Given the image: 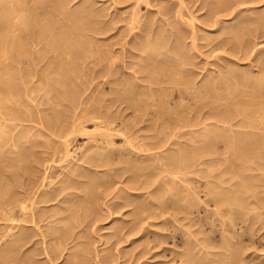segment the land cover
<instances>
[{"label":"rangeland","instance_id":"374dc122","mask_svg":"<svg viewBox=\"0 0 264 264\" xmlns=\"http://www.w3.org/2000/svg\"><path fill=\"white\" fill-rule=\"evenodd\" d=\"M8 1L9 0H3V1L0 0V2H1L0 4L3 7V8L0 7V9H1L0 15L2 18L3 17L5 18L7 16L10 17V18H8V17L7 18L12 20V22H14V23L17 21L18 22H17V25H14L15 28L13 26L9 27V31H8L7 27H5V29L10 33L13 31L12 33L14 34L15 38H18V36H19L18 40L20 39V41L23 42V46L22 45L21 46L23 47V49L24 48L26 49V50L24 49V51L22 50L23 53H25V55L22 53L23 55H21L22 56L21 59L31 58L32 59L31 64L33 66L30 65V62L28 64L27 61H22L23 63L21 62V63H19V65L13 64L12 62H10L12 65L11 64L8 66L6 65L7 67L16 65L15 67H12L13 72L15 74H17L15 71L18 70L17 72L19 74V72H21V70H22L21 73H23V69H25L24 70L25 74L22 75L20 73L19 75H16L18 77V79L20 78L22 81L24 80L23 82L20 81V79L17 80V77H13V79L15 78L14 79L15 81L14 80H12V81L16 82L15 84L18 87V93L17 92H16V94L12 93V96H11V94H6L4 91H0L3 93V94L0 93V112H1L0 113V137H1L0 138V160H1L0 166L5 165L4 167H0V172H1V168H2V171L3 170L5 171V172H2V174L0 173V176H1L0 177L1 178L0 193L3 191L4 187L8 190L11 188L13 190V188H15V186H12V185H14V184L16 185L15 181H17L18 183L22 182L26 178V175H27V178L31 177V174H30L31 167L30 166L28 167L27 163H29V159H31V157H33V154H34L33 152H36L35 150H38L40 146L41 147H40L39 151L43 150L44 149L43 147H45V145H47V144L52 145L53 147L55 145L56 148H60V150L58 149L59 150L58 151L59 157H56L54 160H51L48 158L46 160L47 162L42 161V162H40V164H39V162L37 163L38 169H40L39 174L41 176V177L37 178V180H38L37 182L39 185L38 190H40V189L41 190L42 189H45V190L50 189L51 190V189H54L56 187L58 188V186H59V190H58V192H56L58 195H54L50 199L47 198L46 199L47 202L40 201L39 202L40 204L42 202L41 205L40 204L38 205L37 203H35V204H36V206H40L39 209H41V211L45 210V212L44 211H42V212L46 213V215L49 214L50 212H52L55 209V207L57 209L58 207H61L63 205L62 211H65V210L66 211L62 212V213L65 214L66 220L68 218L67 222H69L66 224H71V222H70L71 217H73L72 218L73 222L75 220V222L77 221L79 223L82 220L81 223L78 224L79 230H78V228H74V230L78 231V233L81 232L80 233L81 236L77 235L78 237L80 236L79 238L81 240L77 237L75 240H78V242H79L78 243L74 239H73L74 241H72V237L68 236V238H67V240H65L64 244L61 245L63 247V249L60 250L61 253H59L57 259H54L52 261V263L53 264H65V262L69 263L72 260H75V258H71V257H73L72 256L73 251L78 252V250H80L77 257H76V260L79 261V263L77 262L78 264H192V263L195 264L193 260H196V258H197L196 262L198 260L200 261L199 264H201L202 262H203L202 264H231L230 262H232V264H264V159H263L264 157L263 158L262 157H253V158H248V159L243 158L242 160L241 159H236V160L226 159V160H224L223 158H225V155H228V152H224V154L222 153L219 156L216 155V153L214 154V152L213 153L211 152L212 154L210 153L211 155L209 154L208 157H210V159L217 157L216 159H214L217 162L214 160H212V161L206 160V162L197 164V166H196L197 168H195L194 171H190V172L188 171L185 173L187 175V177L188 176L193 177V180L188 181V183L193 182V184H194L193 187L195 185L199 184L198 186L194 187L195 191L197 192V193H195L194 196H196V194H198L197 195L198 197L195 198L193 196L192 199H195L196 202L201 201V199H203L201 202H198V204L196 205V208L195 209L193 208V211L190 213H187V215L180 212L183 216H186V218L185 217H184V219L182 218L183 220L182 219L181 220L175 219L176 221H179V222H176L174 219H171V217H169V212H170V216L172 213V215H174V216L176 215L175 216L176 218L178 216H182L181 214H177V213H179L178 210L171 209L172 207H169V208H167L168 210L162 212V214L159 216V218L157 216L156 217L148 216L149 214L147 215V217L144 216V215H146L145 212L147 210L148 211L149 210H156V208L154 206H152L151 203H150L151 204L150 205L148 201H146V202L144 201V200H146V197L149 198L148 197L149 194L153 195V193H154L155 197L159 196V197H157L158 200L161 198V201H163L162 199L165 198V196H166L165 199H168L167 193H169V192L167 191V188L168 189H169V187L171 188V185L167 186V188H166V186L164 187V184H163L164 181L167 180L166 178L169 177L168 175H171V174H168V173L166 174V171H164L163 168H161L158 165H153L152 164L153 162L151 160L152 156H154V155L158 156L160 154V152H158V151L162 152L161 155H164V153L166 155L167 154L170 155V153L172 151L167 150L168 153H166V150H165L166 147L174 148V146H175V149H176V146L178 147V146H181L182 144H183V146L178 147V148H183L184 146L186 147V144L183 143V141L186 142L188 139L189 140L194 139V136H196L195 138H198L200 136V133H203V131L204 132L212 131L213 129L216 128L214 125L216 122V119L213 118L214 116L216 117V114L215 113L214 114L209 113V116H208L207 115L208 113L206 112L207 107H203L204 109H202V108L200 109L202 113L200 112V110L196 111L197 112V115L195 113L196 116H193L194 114H192L190 112L185 113V109L187 108V107H185L186 105L190 106V108H192L194 106L193 100L195 98H196L195 101L196 100L199 101V100L197 99V96H195V98H194V96H193V98L191 96V98L193 99L192 100L190 98H186V96H181L179 93H177V91L175 89L177 88V86H180V83L177 85V84H174V82L169 84V82L163 81V83L161 82L162 84L160 83V85L158 83H157L158 85L157 84L156 85L150 84V86H152V87L160 86V89L158 88L157 90L156 89L153 90L152 87L150 88L148 86V82L146 81L145 78L143 79L141 77L140 78L136 77V76H139L141 74L144 75L146 73L147 74L149 73V74H152L153 76H155L156 73L158 75V73H160V72H161V74L159 75V77H161L163 72L166 71V73H167L169 71L167 69H171L170 71L171 72L173 71V73H174L175 72V68L173 67L174 64L172 63V66H171V64H170L171 60L167 61V57H169V55H171L173 57L177 55L176 57H179V59L185 60V62L188 63V64L187 63L185 64V68L186 67L189 68V73H188V75H186L184 77L185 78L188 77L189 80L193 79V80L189 81L192 88L190 86L186 90L192 89L191 91L194 94L193 90L196 88L195 90L198 91L197 94L199 96V95L203 94V93H201L202 92L201 90L202 89L204 90V87L211 86L212 84H213L212 86H215L214 88H216L215 89L216 91H214L210 97L209 96L206 97V99L208 98L207 100H208L210 106L214 107V108L212 107L213 108L212 110H214L213 112H215L218 108H220L219 110H222L223 107L225 105H228V104H230V105L233 104L232 107L233 106H234V108L237 107L236 109H238L239 107H241V108L245 107V106H243V104L240 103L242 98L247 97V95H245L244 93L247 91L246 93L250 94L251 93L250 91L253 92V90H256V88H255L256 86L254 85V82L257 80H262L264 78V71H263L264 70V26H263L264 25V0H255V2H254V0H236V1L232 0V2L236 3V5L233 4L231 2V0H221V1L220 0L219 1L218 0H68V1L64 0L61 2V3H65L64 5L61 4L62 5L61 8L64 9V11L61 9L62 10L61 13H59V14L54 13V14H57V16L54 14H53L54 15L53 16L50 13V12L53 13V10L52 11L49 10V6L46 5L45 0H33V1L32 0H26V1L25 0H15V1L10 0L9 2ZM13 2H14V4H13ZM34 2H35V4H34ZM6 3H7L8 8L6 7ZM8 3L11 4L13 7L10 6ZM218 3H219V6H218ZM29 4H30V7H28ZM216 4H217V6L215 7ZM32 5L34 7H32ZM220 6L222 8V9L220 8L221 10L218 8ZM45 7H46V9H45ZM86 7H88V8H86ZM5 8H7V9H5ZM69 9H70V11H69ZM73 9H74V11H73ZM75 9H76V11H75ZM81 9L82 10L87 9L88 15H85V17H84V14L80 13L82 11ZM214 9H215V11H214ZM35 10H37V11H35ZM65 10H67L68 13ZM179 10H181L182 12H180ZM10 11H12V12L14 11L13 14H15V15H13ZM17 11L18 12L20 11V12L18 13ZM89 11H91V14H89L90 13ZM247 12H248V14H247ZM131 13H132V15H131ZM50 14L52 15V17ZM85 14H87V13H85ZM93 14H94V16H92ZM45 16H46V18H45ZM69 16H70V18H69ZM77 16H78V18H77ZM21 17H23V18H21ZM48 17H51V19H52V23L50 22V24H47L48 23L47 22ZM81 17L83 18V21H81L82 20ZM13 18L16 19L17 21H15ZM90 18L92 19V21ZM259 18H260V20H258ZM21 19H22V21H21ZM27 19H29L30 22H28L29 20H27ZM75 19H78V20L76 21ZM23 20H25V21H23ZM89 20H90V22H89ZM252 20H254V22H250ZM31 21H33V22H31ZM212 21H213V23H210ZM54 22H55V24H54ZM62 22H63V24H62ZM181 22H183V23H181ZM203 22H205L206 24ZM258 22H260V24H258ZM84 23L86 24V27H85ZM261 23H262V25H261ZM40 24H43V25L41 26ZM77 24H78V26H77ZM80 24H82L84 26V28L82 25H81L82 27H79ZM94 24H95V26H94ZM21 25H24V26H21ZM49 25H51V26H49ZM179 25H181L182 27ZM240 25L241 26L244 25V26L241 27ZM258 25H259V27L256 28V26H258ZM184 26H187V27H184ZM239 26L241 27V29ZM13 28H14V30L15 29L16 30L14 31ZM71 28L74 30H72ZM79 28H81V29H79ZM260 28H262V29H260ZM32 29L34 32L32 31ZM238 29H239V31H236ZM23 30H25V31H23ZM28 30H30V31H28ZM49 30H51V31H49ZM57 30H58V32H57ZM97 30H99V31L97 32ZM252 30H254V33ZM35 31H37V33H35ZM241 31H242V33H241ZM76 32H77V34H76ZM33 33H35L37 36ZM42 33L45 35H43ZM234 33L238 36L239 39L237 37H235L236 35ZM56 35H58V36H56ZM61 35L63 36V39L61 38ZM80 35H82V36H80ZM34 36H35V38H34ZM67 36H69V37H67ZM49 37H51V38H49ZM71 37L73 39H71ZM192 37H193V40H192ZM229 37H230V39H229ZM244 37H246V38L243 39ZM151 38L152 39L154 38L153 41ZM234 38H236V39H234ZM41 39H43V40H41ZM148 39L150 40V42L155 44V45H153L154 48H151L152 43H150ZM32 41H34V42L32 43ZM55 41H57V42H55ZM236 41L239 43H241V41L242 42L246 41L247 44L245 42V43H242L238 46L239 43L236 44ZM22 42H21V44H22ZM64 42H66V43H64ZM234 42H235V44H234ZM53 44H55V45H53ZM65 44H66V46H65ZM75 44H77L78 46ZM245 44L249 45V47L247 46V49L248 50L250 49V51L246 50V46L243 47ZM86 45H88V46H86ZM241 45H242V47H241L242 51L240 50ZM251 45H253V47ZM54 46H55V48H54ZM83 46L85 48L84 50L82 48ZM34 47L36 49H34ZM65 47H66V49H65ZM155 47H157L159 52H157L158 50ZM46 48L49 50H47ZM150 48L152 49V51L150 50ZM243 48H245V49H243ZM77 49H78V52H77ZM93 49H95V50L93 51ZM153 49H155V50H153ZM66 50L69 51V54H68V52H66ZM145 50H146V52H145L146 54H149V52H150L149 57L152 58L153 62H156L157 64L158 63L161 64V62L163 61L161 64V65H163L161 68L163 70V72L160 71L161 70L160 68H158L159 70L157 69L160 72L156 71V69H152L150 71L151 73L147 72L146 70H144V71L139 70L140 65L143 64L145 62V60H148V59H146V57L148 58V56L144 53ZM244 50H246L248 52L245 53L246 51H244ZM133 51H135V52H133ZM27 52H28V54H27ZM57 52H58V54H57ZM100 52L102 53V55ZM173 52H175V53H173ZM87 53H89V54H87ZM151 53H152V55H151ZM182 53H183V55H182ZM48 54L50 55V57ZM155 54H156V56H155ZM4 55L5 54L0 53V57L2 59L6 56V55L5 56ZM29 55H31V56H29ZM38 55L41 57L43 55V58L39 57ZM144 55H146V57ZM89 57H90V59H89ZM37 58H38V60H37ZM156 58H158V59H156ZM111 59H113V60H111ZM65 60H66V62H65ZM90 60H91V62L95 61L94 62L95 64H97L96 62L98 61L99 64L92 65ZM158 60H159V62H157ZM68 61H70V62H68ZM72 61L74 63H72ZM111 61H112V63H111ZM50 62L52 63V65H50L51 64ZM164 62H165V64H164ZM24 63L26 64V66ZM48 63H49V65H48ZM60 63H62V64H60ZM68 63H69V65L71 63V65L73 64L74 66L73 65L68 66ZM36 64H37V68L35 67ZM42 64H43V66L45 65L44 67H46V68L48 67L47 73H46V68H43ZM62 65H63V67L65 65H67L65 67L67 69L69 67V70H67L65 67L63 70ZM6 66H5V68H7ZM19 66H20V68L21 67L22 68L19 69ZM50 66H52V68L54 66V68L57 69V71L55 69H51ZM58 66L60 69L58 68ZM85 66H87V67H85ZM27 67L29 69L31 68L34 71V73L32 72L34 75L33 74L28 75L25 72V71L29 70ZM79 67L81 68V70ZM98 67L100 69H102V72H100V73H103L104 71L107 72V73H104V75H103V76H106V74H107L106 77H103V76H97L96 77L95 75L92 74V73H95L93 71L97 70ZM85 68H87V69H85ZM91 68H92V70H91ZM93 68H95V69H93ZM115 68H117V69H115ZM40 69L45 70L46 74H48V73L50 74L52 80L50 79V81H48L50 83L47 82L49 85L46 84V82L44 85L42 84L44 82L39 77H42V74H45V73H43L44 71H41ZM49 69H50V72H49ZM58 69L62 73L60 71H58ZM70 69H72L73 71L76 69L77 70L74 71L75 73L73 71L70 73L69 72V71H71ZM39 70H40V73L38 72ZM112 70L114 71V73ZM115 71H117V72H115ZM65 73L67 74V77H66ZM80 73H84L83 76L86 75V76H84V78L88 79L87 80L88 82L82 78L83 76H81L82 74H80ZM231 73H233L234 76H232ZM262 73H263V75H262ZM61 74H63V75H61ZM78 74H79V76H78ZM109 74H111V75L113 74L114 76L112 75V77H111V75H109ZM124 74H126L127 76ZM190 74L193 76H191ZM21 75L24 77L21 78L20 77ZM55 75L59 79L60 83H59V81L58 82L55 81L57 79L55 77ZM76 75L79 77L80 81L78 80V77ZM178 75L179 74H175L176 78H178L177 80H180L182 78L184 79V77L178 76ZM252 76H253V78L250 79V77H252ZM107 77L110 79L111 78L113 79L114 77H115V79L116 78L119 79L122 82V83H120V84H122L121 87L118 86V89L114 90L112 92L111 90L114 89L113 86L115 84H113V83L109 84V82H107V81L105 82V79H107ZM259 77L260 78L263 77V78L258 79ZM121 78H122V80H121ZM206 78H208V79H206ZM222 78L225 79V81H224L225 86H223L224 84H221L222 86L220 84H218L220 86L217 87L216 86L217 81L222 80ZM228 78H230L229 81H228ZM99 79L101 80V83H100ZM204 80H205V82H204ZM207 80H208V82H207ZM62 81H64V82H62ZM85 81L88 83V85L86 84ZM78 82H82V83L78 84ZM66 83H67V85H66ZM201 83L203 85L205 84V86L202 87L203 85ZM206 83H208V84H206ZM209 83H210V85H209ZM20 84H21L22 88L20 87ZM51 84L54 87H52ZM62 84L64 86L66 85L65 87L67 89H65ZM165 84H166V87L168 88V89L166 88L167 91L165 89H163V90L161 89L162 86L165 87ZM200 84H201V86H200ZM1 85L2 84H0V86ZM130 85L132 87H130ZM146 85L148 86V88L146 87ZM169 85L172 87H169ZM173 85L175 86L174 87L175 89H172ZM62 86H63V88H60ZM84 86L85 87L87 86L88 88L87 87L85 88ZM23 87L27 89V92L25 91L26 95L24 93V90H26V89H23ZM41 87H43V88H41ZM44 87H45V89H44ZM139 87H141V89H139ZM144 87H146V89ZM246 87H248V88L246 89ZM50 88L51 89L53 88L55 91L53 89L51 90ZM133 88H134V90H133ZM169 88H171V89H169ZM225 88L228 90L226 91ZM234 88H236L237 90ZM75 89H77V91ZM135 89L138 92H136ZM150 89L152 90L151 92H150ZM199 90L201 91L200 94H199ZM123 91H125V92H123ZM53 92L56 94H53ZM60 92H61V94H63V93L70 94L71 93L70 95L72 96V98L74 100H76L78 97L80 100H82L83 97H86V96L88 97V95L89 96L94 95L95 97H97L98 99L95 98L94 96H93L94 98L92 97L93 99L98 100V101L95 100V102L97 101L96 104L93 102L94 101L93 99H90L89 101L82 102V104L78 105L74 110L76 112H79V113L81 112L82 114H84L85 111L87 110V108L90 107V105H91L90 103H92L93 104L92 107H94V108L96 107L97 111H101V113H103V112L105 113V114L103 113L104 116H106V114L112 115V116L109 115V116H111V119L113 118V124H112L113 126L112 127L118 131H116V130L114 131V129L112 128L111 133L114 135H112V136L110 135L109 136L110 138L108 137L107 140L104 141L103 143H100L98 145L93 146L90 144L93 141L92 136L97 132V130L101 129V126H103V125H100V127H98V124L96 123L95 120L94 121L93 120L92 121L91 120H85V122L82 123L80 128L84 129L83 127H85V131L87 130L86 132L90 131L89 134L85 133V134L77 135L72 141L71 140L67 141L68 143H67L66 147L61 142H58V144H57V140H59L60 138H57L55 135H53V134L49 133L47 130L43 129L40 122L43 121L44 123H49L52 121V119L55 117L54 111L57 109L56 105L58 106V108L60 107L59 109H57L58 112H59V110L65 111L66 107L61 106V105L59 106L57 103V99H56L57 96L56 95L59 96ZM109 92H111V93H109ZM156 92H158L159 95ZM161 92L163 94H161ZM165 92H167V93H165ZM169 92H171V93L169 94ZM240 92H242V93H240ZM4 93L6 94V96ZM80 93H82V94L80 95ZM118 93L120 95H125V94L128 95V93H130L129 96H131V99H132L131 102L132 103L134 102L135 104L137 103L136 106L141 107V108H142V105L145 104L143 106L142 110H144V111L146 110V111L145 112L142 111L141 108H139V111L134 110V109L132 110V108H129V107H127L128 109L125 110L124 109V108H126V106H124L125 102H123L122 104L119 103V101H118V103L115 101H114L115 103H111L109 101V99H106L111 95H119ZM132 93L136 99L132 96ZM72 94L75 95L76 99H75V97H73L74 95H72ZM136 94H137V96H136ZM148 94H151V95L149 96ZM45 95H47V96H45ZM241 95H244V97ZM161 96H162V98H161ZM53 97H55V98H53ZM145 97H146V99H145ZM158 97H159V100H158ZM4 99H7V100L5 101ZM160 99H163V100H160ZM166 99L167 100L169 99L168 102ZM201 99H202V97H201ZM217 99H219V100L216 101ZM19 100H20V102H19ZM143 100H144V104H142ZM221 100H224V102ZM238 100H240V101H238ZM253 100L254 99H252V103H258V100H261V97H260V99L256 98L255 99L256 101L254 100L255 102H253ZM150 101L151 102L153 101V102L151 103ZM145 102H147V103H145ZM238 102H239L240 106L238 105ZM55 103H57V104L55 105ZM235 103H237V104H235ZM259 103H262V102H259ZM12 104H13V106H12ZM16 104H18V105H16ZM52 105H54V106H52ZM139 105H141V106H139ZM178 105H179V107H178ZM182 105H183V107H182ZM244 105H246V104H244ZM259 105H261V104H259ZM4 106H5V108H4ZM153 107L155 108V110ZM159 108H160V111H159ZM179 108L181 110L183 108H185V109H183L181 111ZM234 108H232V109H234ZM18 109H20L21 111ZM151 110L152 111L154 110L158 113L161 112L162 115L160 114L161 116L158 117V118L161 117L160 119L157 118L158 121L154 120L156 116H153ZM204 110L206 112L205 116H204L205 112H203ZM52 112H54V113H52ZM4 113H6L7 115ZM165 113H170V114L174 113L172 115L177 114L176 116H183L186 114L188 115V113H189L188 116H192V118H193V119H191L192 122L198 124L197 121H199L200 118L204 119V121H203V124L201 122L199 123L200 125L198 124L201 127H199L197 124L191 125V126H183V125H180V123H174V122H172L173 124L172 123L167 124L169 122V120H166L167 121L166 123L164 121H165V118H167V117L169 118V116H168V114L166 115ZM48 114H50V116ZM210 114H212V115H210ZM45 115L48 117H46ZM51 115L53 118H49V117H51ZM162 116L164 118H162ZM206 116H208V117H206ZM67 120H69V119L67 118ZM205 122H207V123H205ZM95 123H96V125H95ZM157 123H158V125H157ZM204 123H205V125H204ZM216 123H218V122H216ZM212 125H214V126H212ZM178 127L181 129L180 131H184V130L188 129V134L187 133H185L184 135L182 134L184 137L181 134H178L179 133ZM236 127H238V126H234V128H236ZM161 128H162V130H160ZM164 128H165V132H164ZM170 128L174 129L175 133L178 135L174 134L171 131L172 129L170 130ZM189 129H190V131H189ZM191 129H193V130H191ZM156 130L158 131V133L156 132ZM2 131L4 133H2ZM122 131H123V134H122ZM162 131L164 132L163 133L164 135L162 134ZM166 131H169V132H166ZM91 132H92V134H90ZM169 133H170V135H172V134L173 135L168 136V140H167L166 144H164L165 147L164 146L157 147V148H154L150 151H145L143 149L147 143L156 140L158 135H159V137H162L165 135H169ZM3 135H4V137H3ZM174 135H176V136L174 137ZM197 135H199V136H197ZM20 136H23V138H21ZM12 137L14 139L15 138H17V139L14 140ZM96 137H98V136H96ZM151 137H153V138H151ZM173 138H174V140H176L175 143L178 140L180 145L178 144V142L175 145V143L172 140ZM199 138H201V137H199ZM12 139L15 143L12 141ZM55 140H56V143H55ZM169 140H170V142H172L171 145H173V146L169 145L170 144ZM20 141L22 144L19 143ZM59 141H61V139ZM32 142H33V144H31ZM40 143H41V145H40ZM25 144L26 145L29 144V146L35 145L36 146L35 150L33 148V151H32L31 147H33V146L28 147V145L25 146ZM167 144H168V146H166ZM15 146H19V147H15ZM127 146L129 148H127ZM14 147L17 149H15ZM22 147H25V148L28 147V149L23 150ZM10 149L13 152L15 149L17 152H15L13 155V152L11 153ZM128 149H129V151H127ZM107 150H108V152H107ZM141 150H143L144 152ZM24 151L27 154H25ZM28 151H30V152H28ZM31 151L33 154H31ZM100 151H104L103 152L104 154H102V152H100ZM126 151L128 153H126ZM133 151L134 152L137 151V152L133 153ZM152 151H154V152L157 151V152H155V153L153 152L154 155L151 156V154H153ZM121 152H122V154H121ZM148 152H149V154L151 152L150 158H149V156H146V155H148V154H146ZM18 153H19V155H18ZM20 153L22 154V157L20 156L21 155ZM39 153H41V152H39ZM105 153H106V155H105ZM156 153H158V154H156ZM2 154L4 155V157L2 156L3 159L1 158ZM16 154L18 157L16 156ZM136 154H139V155H136ZM5 155H7V156H5ZM88 155H89V157H91V155L93 157H95V159L93 157H91L92 158V160L90 159L91 163L90 162L87 163L86 161L85 162L83 161V160H85L84 158H86V156H88ZM104 155L106 157H104ZM222 155H224V156H222ZM19 157H21L22 161ZM144 157H146V158H144ZM219 157H223V158H221V161H220V159H218ZM4 158H6V160ZM96 158L100 161V163H99L100 166L98 164L99 161L95 162ZM108 158H109V160H108ZM93 159H94V161H93ZM125 159H127V160H125ZM152 159L154 162H157V161H155V159L157 160L158 158L153 157ZM3 160H4V162H2ZM11 160H14V161H11ZM15 160L16 161L19 160L20 163L17 161L19 163V164H17ZM124 160L127 163H125ZM146 160H148V161L150 160V161L146 162ZM23 161L26 162L27 166L25 163H23ZM141 161H143V163ZM7 162L9 163V166H8ZM93 162L96 165H94ZM145 162H146V164L144 165ZM2 163H4V165H1ZM5 163H7V165ZM23 164H25V165H23ZM10 165H11V167H10ZM17 165L18 166L20 165L21 167L23 165L22 171H21V169L19 170ZM6 166H8V167L5 168ZM161 166L164 167V165H161ZM245 166H247V167H245ZM83 167H85V168H83ZM110 167H111V169H110ZM120 167H123V168H120ZM144 167H146V168H144ZM29 168H30V171H29ZM72 168H73V170L74 169L75 170L77 169V170L72 171ZM6 169H8L13 174V176H15V174L17 173L16 177H15L17 179L14 180L13 176L7 177V178L2 176V175H5V173L10 174L9 171H8L9 173L6 172L7 171ZM17 169L19 171H17ZM24 169H25V172L27 170V174L25 172H23ZM22 172L25 173L26 175L23 174V175H21L22 176L21 177L20 174H22ZM136 172H138V173H136ZM149 172H150V174H149ZM18 173H20V174H18ZM87 173L89 175H87ZM135 173H136V175L141 173L140 177L138 175L136 176ZM199 173L205 175L204 178H202L203 175L201 177V175ZM90 174H92V175H90ZM142 174H144V175H142ZM147 174H148L149 178L148 177L143 178ZM177 174L181 175L183 177H185V176H184V173H181V174L176 173L174 175V177L176 179H173L174 178L173 177L172 180L179 183L181 181L180 179H182V178H181V176L177 177L178 176ZM24 175H25V178H23ZM43 175L45 176V178L41 182ZM171 176H173V175H171ZM242 176L245 178H243ZM2 177L5 178V180L3 179V182H2ZM137 177H138V179L139 178L140 179L139 180L135 179L134 181H131V178L133 179V178H137ZM198 177L199 178L201 177L203 179V184L201 183L202 185L198 181H197L198 183H194V181L196 182V179H199ZM212 177H213V179H212ZM12 178H13V180H12ZM18 178H19V181H18ZM69 178L70 179L72 178L73 180H71V182H70ZM74 178H75V180H74ZM201 178H200V180L202 182ZM224 178L225 179L232 178L233 181H231V179H229L230 180L229 183L237 180V185L235 183L233 185V184H229L228 182H225V183L221 182V181L225 180ZM80 179L82 180V182L80 181ZM141 179L143 182H145L144 179H147L146 180L147 181L146 187H143V188L137 187L138 184H139L138 186L143 185V184L140 185V183H142ZM149 179L150 180L152 179V180L150 181ZM170 179H171V177H170ZM177 179H179V180H177ZM207 179L209 181L211 180L210 183L208 182ZM6 180H7V182H6ZM63 180H65V181H63ZM148 180H149V183H148ZM161 180H163V181H161ZM204 180H206L205 181L206 183L208 182L206 185H205ZM67 181L70 183V185H71V186L69 185L70 187L68 185H66V184H69ZM73 181H74V183H73ZM100 181H102V182H100ZM129 181L135 182V184L137 183V181H141V182H138L136 185L134 184L136 186V188H135L133 183H131ZM39 182H41V183H39ZM64 182H65V184H64ZM219 182L223 188L222 192L227 191V192H229L228 194L231 195L232 197H233V195H235L233 197L234 201H235V198H238L241 195L240 198L236 199L237 203L236 202L234 203V207L235 208L237 207L238 209H240L237 211H240L241 213L238 212L239 216L237 218H234L235 220L232 219L233 220L232 221L230 219L231 221L229 224H227L229 221L228 215L225 213H223V214L220 213L219 214L220 216H218V213H217L218 208L215 207L216 205L214 206V203H212L211 200H207L208 194L205 193V191L209 187L211 188L214 184L216 185V187L214 185L211 189L215 188L214 191L216 189L220 191V189H218L219 186H217L218 185L217 183H219ZM11 183H12V185H11ZM78 183H79V185H78ZM107 183H108V185H107ZM150 183H153V184H150ZM72 184H74V189H73ZM179 184L176 188L179 187ZM7 185H10L11 188H9ZM88 185H89V187H88ZM190 185H192V184H190ZM248 185H250V186L247 187ZM66 186H68V187H66ZM174 186L175 185H173V187ZM234 186H235V188H234ZM162 187L166 189V190L163 189V191L166 193H164L162 191ZM228 188H229V190H228ZM6 189H4V190H6ZM211 189H208V190L212 191ZM197 190H199V191H197ZM92 191L93 192L95 191V192L93 193ZM160 191L163 192L164 195ZM141 192H145V193H141ZM233 192H235V193L233 194ZM87 193H89L92 197L91 196L89 197V194H87ZM138 193H141L142 195L144 194L143 197L140 196L141 194L139 195ZM82 195H83V197L84 196L85 197L83 198ZM125 195L128 196L127 198L125 197L126 199L123 198ZM160 195L161 196L163 195V196L161 197ZM206 195H207V197H206ZM236 195H238V196H236ZM87 196L89 197V199H87L88 198ZM65 199H66V202L64 201ZM73 199L75 200V202ZM122 199H125V201L123 202ZM240 199H241V201H240ZM137 200H139V201H137ZM140 200H142V201H140ZM85 201H87V202L85 203ZM116 201H120L122 204H119L120 202L116 203ZM238 201H240V204H238L239 203ZM131 202L132 203L134 202V203L132 204ZM67 203H68V205H67ZM123 203H125V205H123ZM199 203H200V205H199ZM35 204H34V206H35ZM93 204L95 206H93ZM64 205H66V207ZM239 205H240V207H239ZM64 207L66 208L65 210H64ZM70 207H72V208H70ZM112 207H113V209H112ZM241 207H242V209H244V212L241 209ZM109 208L111 209L110 212H108L110 210ZM116 208L117 209L120 208V209H118L116 211ZM72 209H74V210H72ZM69 210H70V212H68ZM113 210H114V212H112ZM172 210H174V211H172ZM73 211H75V212L77 211L76 212L78 214L77 219H75L77 215ZM71 213L72 214L74 213L75 215L74 214L72 215ZM101 213H102V215H101ZM68 214H70V215H68ZM99 214H100V216H105V218L103 217V219H102V217L96 216ZM241 214H242V216H240ZM190 215H192V216H190ZM221 215H222V218H221ZM226 215L228 218H224ZM61 216H63V214H61ZM142 216H144V220L142 219L143 221L141 220ZM19 217L20 216H18V218ZM79 217H80V219H79ZM85 217L87 219H89L90 223H87L88 220L86 221ZM98 217L101 218V220ZM150 217H153V219ZM166 217H168V220L166 219ZM190 217H191V219H187ZM198 217L205 219L206 222H204V221L199 222L196 219ZM63 218H64V216H63ZM63 218L60 217L57 219L58 221L60 219H62V221L60 220L61 223H59V222L54 223L55 221H57L56 219L51 220V222L49 219H47L46 223H45V221H43V222L40 221L41 223L40 222L36 223L37 226L32 225L31 228H33V229L32 230L29 229V233H33L32 239L33 238H34L33 240L37 239V242H35V241L33 242V240H32L33 243L30 242L31 244L30 243L27 244V245L30 244L29 248L26 250L27 252L26 251L22 252V253L19 252V253H17V256L19 258H21V256L26 258L27 257L26 254H28V256H29V254L34 255L33 258L35 257L37 259V261H35V263L37 262V263L42 264V261H43V264H47V263H45L44 259L41 258V256H42L41 254H40V256H39V254L37 256L35 255V254H37L36 253L37 251L35 250V248L37 249V246L41 245L39 242L40 240H38L39 237L35 233V230L39 231L40 229L41 230H43V229L45 230V229H49V228L51 229V228H53L52 226H55V225L58 226L59 224H62V222L65 223L63 221ZM90 218H92V220H90ZM94 218L96 221H94ZM218 218L222 219L221 220V222H223L222 224L220 222V219H218ZM170 219L172 221H170ZM83 220H84V222H83ZM139 220L142 223L143 222L144 223L142 224ZM15 222H18V221H15ZM138 222L141 225H136V224H139ZM133 224H135L138 227L136 228V226ZM28 225H30V223ZM38 225H40L41 227H39ZM48 225H50V227ZM79 225H80V227H79ZM0 226H2V225H0ZM140 226H143L145 229H142V230L139 229L140 231L137 230L138 228H140ZM47 227H49V228H47ZM2 228H3V226H2ZM0 229H1V227H0ZM50 229L47 230V233H49V234L51 233ZM129 229H131V231H129L127 233V230H129ZM51 230H53V229H51ZM158 231H160V232H158ZM154 232H156V233H154ZM160 233L161 234L166 233V234H163L162 236H160L161 235ZM50 236H53L52 233L50 234ZM46 237L49 238V235ZM46 237H45V240H47ZM228 238H230L231 243L228 242L229 241ZM50 241H51V243L56 244V242H54L53 239H50ZM156 241H160L159 242L160 244ZM38 242H39V245H37ZM35 243H37V244H35ZM73 243H75V245H73ZM76 243H78V244H76ZM226 243H228L229 246ZM65 244H67V245H65ZM152 244L154 245V247L153 246L150 247ZM155 244H157V245H155ZM64 245H65V247H64ZM227 246H228V248H227ZM73 248H74V250H72ZM146 248H148L149 250L146 251ZM34 251H36V252H34ZM30 252L33 254H31ZM229 252L230 253L232 252V253L230 254ZM186 253L188 255H186ZM190 253L192 256L190 255ZM19 254H20V256H19ZM22 254H24L26 257ZM70 254H72V255L70 256ZM185 255H186V257H185ZM227 255L231 256L230 258H232V260L230 259V261H229V257ZM189 256H190V258L192 257L194 259H192V261L191 260L189 261V259H190V258H188ZM198 256L201 258L202 261L200 259H198ZM182 257L184 259H182ZM70 259H72V260H70ZM187 259H188V261H187ZM225 260L226 261L228 260V261L226 262ZM80 261H81V263H80ZM71 263L76 264L75 261H72ZM71 263H69V264H71Z\"/></svg>","mask_w":264,"mask_h":264},{"label":"bare ground","instance_id":"6f19581e","mask_svg":"<svg viewBox=\"0 0 264 264\" xmlns=\"http://www.w3.org/2000/svg\"><path fill=\"white\" fill-rule=\"evenodd\" d=\"M3 1V0H2ZM10 1V0H9ZM8 1V2H9ZM13 1H15V0H13ZM26 1V0H25ZM33 1V0H32ZM31 1V2H32ZM46 1V5H48L49 6V10L50 11H52L53 10V13L52 12H50L52 15L54 14V13H57V14H59V13H61L62 12V10L64 11V9H62L61 8V6L62 5H64L65 3H61L62 1H64V0H45ZM68 1V0H67ZM219 1V0H218ZM221 1V0H220ZM234 1H236V0H234ZM21 2V1H20ZM30 2V3H31ZM216 2V1H215ZM231 2H232V0H231ZM238 2V1H237ZM240 2V1H239ZM254 2H255V0H254ZM1 3V2H0ZM11 3V2H10ZM23 3V2H22ZM67 3V2H66ZM223 3V2H222ZM230 3V2H229ZM228 3V4H229ZM233 3V2H232ZM248 3V2H247ZM251 3V2H250ZM253 3V2H252ZM9 4V3H8ZM13 4H14V2H13ZM32 4V3H31ZM34 4H35V2H34ZM62 4V5H61ZM221 4V3H220ZM233 4H235L236 5V3H233ZM232 4V5H233ZM238 4V3H237ZM243 4V3H242ZM245 4V3H244ZM3 5V4H2ZM10 6H12L11 4H9ZM25 5V4H24ZM67 5V4H66ZM217 6V4L215 5V7ZM218 6H219V3H218ZM0 7H2L1 6V4H0ZM6 7H7V3H6ZM13 7V6H12ZM28 7H30V4L28 5ZM32 7H34L33 5H32ZM31 7V8H32ZM66 7V6H65ZM212 7V6H211ZM232 7V6H231ZM255 7V6H254ZM3 8V7H2ZM8 8V7H7ZM7 8H5V9H7ZM10 8V7H9ZM64 8V7H63ZM86 8H88V7H86ZM180 8V7H179ZM219 9L221 8V6L220 7H218ZM224 8V7H223ZM235 8V7H234ZM45 9H46V7H45ZM62 9V10H61ZM90 9V8H89ZM218 9V10H219ZM222 9V8H221ZM220 9V10H221ZM82 10V9H81ZM212 10V9H211ZM217 10V9H216ZM228 10V9H227ZM231 10V9H230ZM3 11V10H2ZM29 11V10H28ZM33 11V10H32ZM35 11H37V10H35ZM48 11V10H47ZM65 11H67V10H65ZM69 11H70V9H69ZM73 11H74V9H73ZM75 11H76V9H75ZM80 11V10H79ZM78 11V12H79ZM88 10L87 9H84V10H82L80 13L81 14H84V17H85V15H88V12H87ZM176 11V10H175ZM180 12H182L181 10H179ZM214 11H215V9H214ZM229 11V10H228ZM0 12H1V9H0ZM12 14L14 13V11L12 12V11H10ZM18 12V11H17ZM20 12V11H19ZM18 12V13H19ZM27 12V11H26ZM31 12V11H30ZM49 12V11H48ZM90 13L89 14H91V11H89ZM217 12V11H216ZM226 12V11H225ZM7 13V12H6ZM24 13V12H23ZM34 13V12H33ZM37 13V12H36ZM67 13H68V11H67ZM85 13H87V14H85ZM94 13V12H93ZM212 13V12H211ZM224 13V12H223ZM254 13V12H253ZM1 14V13H0ZM50 14V15H51ZM57 14H54V15H56L57 16ZM71 14V13H70ZM69 14V15H70ZM76 14V13H75ZM79 14V13H78ZM80 14V15H81ZM134 14V13H133ZM247 14H248V12H247ZM13 15H15V14H13ZM21 15V14H20ZM37 15V14H36ZM39 15V14H38ZM49 15V16H50ZM52 15H51V17H52ZM53 15V16H54ZM79 15V16H80ZM131 15H132V13H131ZM177 15V14H176ZM251 15V14H250ZM7 16V15H6ZM10 16V15H9ZM23 16V15H22ZM27 16V15H26ZM91 16V15H90ZM92 16H94V14L92 15ZM216 16V15H215ZM8 17V16H7ZM1 17V15H0V53H3V54H5L4 56V58L2 59L1 57H0V84H2L1 86H0V91H4L6 94H11V96H12V93H14V94H16V92L18 93V87L16 86V82H14L15 80V78L13 79V77H17L16 75H19L21 72H22V70H21V72H19V74H18V70L17 71H15L17 74H15L14 72H13V69H12V67H15L17 64L19 65V63H21L22 61H27V63L29 64V62H30V65H32L31 64V61H32V59L31 58H25V59H21L22 58V56L21 55H25V53H23V51H24V49H23V42L22 41H20V39L18 40V38H19V36H18V38H15L14 37V34L12 35L10 32H8L9 31V27H14V25H17V20L16 19H14L15 21H17V22H12V20H10V19H8V18H10V17ZM20 17V16H19ZM35 17V16H34ZM37 17V16H36ZM41 17V16H40ZM51 17H48V23L47 24H50V22L52 23V19H51ZM64 17V16H63ZM87 17V16H86ZM178 17V16H177ZM253 17V16H252ZM18 18V17H17ZM21 18H23V17H21ZM26 18V17H25ZM28 18V17H27ZM44 18V17H43ZM42 18V19H43ZM45 18H46V16H45ZM69 18H70V16H69ZM75 18V17H74ZM77 18H78V16H77ZM130 18V17H129ZM258 18V17H257ZM12 19V18H11ZM55 19V18H54ZM66 19V18H65ZM73 19V18H72ZM80 19V18H79ZM81 21H83V18L81 17ZM91 19V18H90ZM134 19V18H133ZM248 19V18H247ZM27 20H29V19H27ZM76 21L78 20V19H75ZM255 20V19H254ZM254 20H252V21H250V22H254ZM258 20H260V18L258 19ZM257 20V21H258ZM21 21H22V19H21ZM23 21H25V20H23ZM91 21H92V19H91ZM94 21V20H93ZM97 21V20H96ZM195 21V20H194ZM208 21V20H207ZM245 21V20H244ZM247 21V20H246ZM27 22V21H26ZM28 22H30V20L28 21ZM31 22H33V21H31ZM43 22V21H42ZM45 22V21H44ZM58 22V21H57ZM80 22V21H79ZM89 22H90V20H89ZM129 22V21H128ZM215 22V21H214ZM232 22V21H231ZM60 23V22H59ZM181 23H183V22H181ZM203 23H205V22H203ZM210 23H213V21L212 22H210ZM242 23V22H241ZM247 23V22H246ZM256 23V22H255ZM44 24V23H43ZM43 24H40L41 26L43 25ZM54 24H55V22H54ZM62 24H63V22H62ZM85 24V23H84ZM186 24V23H185ZM184 24V25H185ZM206 24V23H205ZM215 24V23H214ZM249 24V23H248ZM258 24H260V22H258ZM32 25V24H31ZM82 24H80V26L79 27H82L81 26ZM183 25V24H182ZM187 25V24H186ZM257 25V24H256ZM261 25H262V23H261ZM21 26H24V25H21ZM39 26V25H38ZM45 26V25H44ZM47 26V25H46ZM49 26H51V25H49ZM71 26V25H70ZM74 26V25H73ZM77 26H78V24H77ZM88 26V25H87ZM94 26H95V24H94ZM144 26V25H143ZM179 26H181V25H179ZM241 26V25H240ZM239 26V27H240ZM244 25H242L241 27H243ZM264 26V25H263ZM5 27H7L8 28V31L5 29ZM17 27V26H16ZM28 27V26H27ZM57 27V26H56ZM85 27H86V24H85ZM100 27V26H99ZM147 27V26H146ZM145 27V28H146ZM171 27V26H170ZM182 27V26H181ZM184 27H187V26H184ZM220 27V26H219ZM241 27H240V29H241ZM257 27H259V25L258 26H256V28ZM15 28V27H14ZM14 28H13V30H14ZM21 28V27H20ZM30 28V27H29ZM48 28V27H47ZM51 28V27H50ZM58 28V27H57ZM56 28V29H57ZM78 28V27H77ZM83 28H84V26H83ZM180 28V27H179ZM236 28V27H235ZM11 29V28H10ZM18 29V28H17ZM25 29V28H24ZM35 29V28H34ZM55 29V28H54ZM66 29V28H65ZM72 29V28H71ZM79 29H81V28H79ZM103 29V28H102ZM144 29V28H143ZM174 29V28H173ZM172 29V30H173ZM184 29V28H183ZM243 29V28H242ZM252 29V28H251ZM260 29H262V28H260ZM16 30V29H15ZM14 30V31H15ZM47 30V29H46ZM72 30H74V29H72ZM188 30V29H187ZM248 30V29H247ZM11 31V30H10ZM18 31V30H17ZM16 31V32H17ZM23 31H25V30H23ZM28 31H30V30H28ZM32 31H33V29H32ZM49 31H51V30H49ZM63 31V30H62ZM76 31V30H75ZM99 30H97V32H98ZM105 31V30H104ZM178 31V30H177ZM236 31H239V29L238 30H236ZM253 31V33H254V30H252ZM27 32V31H26ZM34 32V31H33ZM40 32V31H39ZM56 32V31H55ZM57 32H58V30H57ZM56 32V33H57ZM71 32V31H70ZM81 32V31H80ZM79 32V33H80ZM179 32V31H178ZM186 32V31H185ZM190 32V31H189ZM244 32V31H243ZM257 32V31H256ZM21 33V32H20ZM24 33V32H23ZM35 33H37V31H35ZM35 33H33V34H35ZM44 33V32H43ZM42 33V34H43ZM54 33V32H53ZM78 33V34H79ZM94 33V32H93ZM100 33V32H99ZM103 33V32H102ZM169 33V32H168ZM174 33V32H173ZM239 33V32H238ZM241 33H242V31H241ZM247 33V32H246ZM258 33V32H257ZM263 33V32H262ZM48 34V33H47ZM51 34V33H50ZM67 34V33H66ZM76 34H77V32H76ZM82 34V33H81ZM85 34V33H84ZM101 34V33H100ZM175 34V33H174ZM235 34V33H234ZM22 35V34H21ZM36 35V34H35ZM43 35H45V34H43ZM55 35V34H54ZM180 35V34H179ZM183 35V34H182ZM187 35V34H186ZM236 35V34H235ZM25 36V35H24ZM27 36V35H26ZM37 36V35H36ZM40 36V35H39ZM56 36H58V35H56ZM80 36H82V35H80ZM84 36V35H83ZM175 36V35H174ZM246 36V35H245ZM28 37V36H27ZM30 37V36H29ZM67 37H69V36H67ZM183 37V36H182ZM235 37H237L238 38V36L236 35ZM241 37V36H240ZM34 38H35V36H34ZM37 38V37H36ZM49 38H51V37H49ZM61 38L63 39V36L61 35ZM77 38V37H76ZM79 38V37H78ZM149 38V37H148ZM246 37H244L243 39H245ZM39 39V38H38ZM59 39V38H58ZM57 39V40H58ZM71 39H73L72 37H71ZM152 39V38H151ZM154 39V38H153ZM153 39H152V41H153ZM229 39H230V37H229ZM234 39H236V38H234ZM239 39V38H238ZM22 40V39H21ZM41 40H43V39H41ZM45 40V39H44ZM149 40V39H148ZM192 40H193V37H192ZM241 40V39H240ZM30 41V40H29ZM49 41V40H48ZM54 41V40H53ZM59 41V40H58ZM72 41V40H71ZM21 42H22V44H21ZM26 42V41H25ZM34 41H32V43H33ZM42 42V41H41ZM44 42V41H43ZM46 42V41H45ZM55 42H57V41H55ZM87 42V41H86ZM148 42V41H147ZM149 42H150V40H149ZM228 42V41H227ZM246 42V41H245ZM245 42H242L241 41V43H239V42H237L236 41V44L237 43H239L238 44V46L240 45V44H242V43H245ZM48 43V42H47ZM50 43V42H49ZM52 43V42H51ZM64 43H66V42H64ZM150 43H152V42H150ZM155 43V42H154ZM56 44V43H55ZM55 44H53V45H55ZM86 44V43H85ZM146 44V43H145ZM234 44H235V42H234ZM246 44H247V42H246ZM244 45L243 47H245L246 46V50H248L247 49V46L249 47V45ZM251 44V43H250ZM22 45V46H21ZM51 45V44H50ZM57 45V44H56ZM60 45V44H59ZM58 45V46H59ZM73 45V44H72ZM75 45H77V44H75ZM151 45V44H150ZM153 45H155V44H153L152 43V47L151 48H154L153 47ZM34 46V45H33ZM48 46V45H47ZM65 46H66V44H65ZM78 46V45H77ZM86 46H88V45H86ZM232 46V45H231ZM237 46V47H238ZM252 47H253V45H251ZM31 47V46H30ZM29 47V48H30ZM37 47V46H36ZM41 47V46H40ZM72 47V46H71ZM96 47V46H95ZM242 47V45L240 46V48ZM52 48V47H51ZM54 48H55V46H54ZM63 48V47H62ZM83 48V50L85 49L84 48V46L82 47ZM144 48V47H143ZM147 48V47H146ZM150 48V50L152 51V49ZM156 49H157V47H155ZM171 48V47H170ZM239 48V47H238ZM239 48V49H240ZM34 49H36L35 47H34ZM41 49V48H40ZM47 49V48H46ZM65 49H66V47H65ZM99 49V48H98ZM243 49H245V48H243ZM23 50V51H22ZM26 50V49H25ZM47 50H49V49H47ZM55 50V49H54ZM53 50V51H54ZM58 50V49H57ZM74 50V49H73ZM80 50V49H79ZM95 49H93V51H94ZM142 50V49H141ZM148 50V49H147ZM149 50V51H150ZM153 50H155V49H153ZM158 50V49H157ZM162 50V49H161ZM160 50V51H161ZM173 50V49H172ZM234 50V49H233ZM241 51H242V48L240 49ZM246 50H244V51H246ZM28 51V50H27ZM44 51V50H43ZM63 51V50H62ZM163 51V50H162ZM165 51V50H164ZM177 51V50H176ZM248 51H250V49L248 50ZM248 51H246L245 53H247ZM19 52V53H18ZM66 52H68V54H69V51H67L66 50ZM75 52V51H74ZM73 52V53H74ZM77 52H78V49H77ZM80 52V51H79ZM86 52V51H85ZM84 52V53H85ZM133 52H135V51H133ZM146 52V50L144 51V53ZM157 52H159V50L157 51ZM183 52V51H182ZM234 52V51H233ZM23 53V54H22ZM31 53V52H30ZM50 53V52H49ZM65 53V52H64ZM81 53V52H80ZM83 53V52H82ZM96 53V52H95ZM94 53V54H95ZM101 53V52H100ZM173 53H175V52H173ZM172 53V54H173ZM27 54H28V52H27ZM36 54V53H35ZM51 54V53H50ZM57 54H58V52H57ZM78 54V53H77ZM87 54H89V53H87ZM97 54V53H96ZM146 54V53H145ZM149 54H150V52H149ZM149 54H146L147 56H148V58L146 57V55H144L145 57H146V59H148V60H145V62L143 63V64H141L140 65V69L139 70H146L147 72H150L152 69H156V71H158L159 69L158 68H162V66L163 65H161L162 64V62H161V64L160 63H156V62H153L152 61V58H150L149 56ZM158 54V53H157ZM179 54V53H178ZM49 55V54H48ZM52 55V54H51ZM55 55V54H54ZM61 55V54H60ZM83 55V54H82ZM86 55V54H85ZM100 55V54H99ZM101 55H102V53H101ZM137 55V54H136ZM151 55H152V53H151ZM165 55V54H164ZM167 55V54H166ZM182 55H183V53H182ZM185 55V54H184ZM2 56V55H1ZM29 56H31V55H29ZM36 56V55H35ZM39 56V55H38ZM90 56V55H89ZM155 56H156V54H155ZM171 55H169V57H167V61L169 60H171V62H170V64H171V66H172V63L174 64L173 65V67L175 68V72L173 73V71L171 72L170 70L171 69H167V70H169L167 73H166V71L165 72H163V70L161 69L160 71H162L163 73H162V75H161V77H159V75L161 74V72L160 71H158V72H160V73H158V75H157V73H156V75L155 76H153L152 74H144V75H139V76H136V77H141V78H145L146 79V81L148 82V86L151 88L152 86H150V84H159L160 85V83L162 82L163 83V81L164 82H169V84L170 83H173L174 82V84H179L180 83V86H177V88L175 89L174 87V85H173V88L172 89H175L176 91H177V93H179L181 96H186V98H190V99H192L193 98V96H194V98H195V96H197V99L199 100V101H195V99L193 100L194 101V106L192 107V108H190V106H185V107H187L186 109L185 108H183V109H185V113H187V112H190V113H192V114H194L193 116H196L197 115V112L196 111H198V110H200L201 108L202 109H204L203 107H207L206 109H207V115L209 116V113H215L216 114V117L214 116L213 118H215L216 119V122H218V123H216L215 122V129H213L212 131H206V132H204L203 131V133H200V136L199 135H197V136H199V137H201V138H195L196 136H194V139H191V140H187L186 142H184L183 141V143H185L186 144V147L184 146L183 148H178V147H182L183 146V144L181 145V146H176V149H175V146H174V148H169V147H166V153H168V151L169 150H171L172 152L170 153V155H166L165 153H164V155H161L162 154V152L161 151H158V152H160V154L158 155V156H156V155H154V153L155 152H157V151H152V153L153 154H151V152H150V154H151V156L152 155H154V156H152V158L153 157H157L158 159L156 160L155 159V161H157V162H154L153 161V159L151 158V160H152V164L153 165H158V166H160L161 168H163V170L164 171H166V174L168 173V174H171V175H173V176H171V175H168L167 177L169 178H166L167 180H165L164 181V187L166 186V188H167V186H169V185H171V188L169 187V189L167 188V191L169 192V193H167L168 194V199H165L166 198V196H165V198H163L162 200L163 201H161V198L158 200L157 199V197H159V196H154V193H153V195H150L149 194V198H147L146 196L148 195H146L145 197H146V200H144L145 202L146 201H148L149 202V204L151 203L152 204V206H154L155 208H156V210H147L145 213H146V215H144V216H146L147 217V215L148 216H154V217H158L159 218V216L162 214V212H164V211H166V210H168L167 208H169V207H172L171 209H176V210H178L179 211V213H177V214H181L180 212H182L183 214H186L187 215V213H190V212H192L193 211V208L195 209L196 208V205L198 204V202H201L203 199H201V201H198V202H196L195 201V199H192L193 198V196L195 195V193H197L196 191H195V189H194V187L195 186H198V185H195L194 187H193V182H191V183H188V181H191V180H193V177H187V175L185 174L186 172H190V171H194L195 170V168H197L196 166H197V164H200V163H203V162H206V160L207 161H212V160H214V159H216V158H211L210 159V157H208L209 156V154L212 152H214V154L216 153V155H221L222 153L224 154V152H228V155H225V158H223V157H219L218 159H220V161H221V158H223L224 160H226V159H229V160H236V159H243V158H246V159H248V158H253V157H264V78L263 77H261V78H263L262 80H257V81H255L254 82V85L256 86L255 88H256V90H253V92L252 91H250L251 93L250 94H248V93H244L245 95H247V97H245V98H242V100L240 101V100H238V101H240V103L241 104H243V106H245V107H239L238 109H236V108H234V106L232 107V105L233 104H228V105H225L224 107H223V109L222 110H219L220 108H218L215 112H213L214 110H212L214 107L213 106H210V104H209V102H208V98L206 99V97H210L212 94H213V92L214 91H216L215 89L216 88H214L215 86H206V87H204L205 86V84L203 85L202 83V87H204V90L202 89H200L199 90V94H200V92L201 93H203L202 95H199L198 96V94H197V92L198 91H196L195 89L193 90L194 91V94H193V92L191 91V90H186L187 88H189L190 86H191V84L189 83V81H191V80H193V79H191V80H189V78L187 77V78H185L184 76H186V75H188V73H189V68H185V64L187 63V62H185V60H181V59H179V57H176V56H171ZM26 57V56H25ZM34 57V56H33ZM39 57H41V56H39ZM49 57H50V55H49ZM54 57V56H53ZM59 57V56H58ZM62 57V56H61ZM84 57V56H83ZM82 57V58H83ZM92 57V56H91ZM95 57V56H94ZM153 57V56H152ZM181 57V56H180ZM185 57V56H184ZM41 58H43V55H42V57ZM55 58V57H54ZM77 58V57H76ZM75 58V59H76ZM96 58V57H95ZM103 58V57H102ZM144 58V57H143ZM142 58V59H143ZM161 58V57H160ZM159 58V59H160ZM35 59V58H34ZM51 59V58H50ZM70 59V58H69ZM89 59H90V57H89ZM141 59V60H142ZM156 59H158V58H156ZM185 59V58H184ZM259 59V58H258ZM262 59V58H261ZM37 60H38V58H37ZM41 60V59H40ZM82 60V59H81ZM96 60V59H95ZM98 60V59H97ZM111 60H113V59H111ZM155 60V59H154ZM163 60V59H162ZM187 60V59H186ZM232 60V59H231ZM35 61V60H34ZM74 61V60H73ZM72 61V63H74ZM89 61V60H88ZM102 61V60H101ZM188 61V60H187ZM10 62H12L13 64H16V65H13V66H10V67H7L8 65H10L11 63ZM36 62V61H35ZM41 62V61H40ZM52 62V61H51ZM50 62V63H51ZM60 62V61H59ZM65 62H66V60H65ZM68 62H70V61H68ZM84 62V61H83ZM90 62H91V60H90ZM89 62V63H90ZM95 61H92L91 63H92V65H97V64H99L98 63V61L96 62L97 64H95L94 63ZM108 62V61H107ZM114 62V61H113ZM157 62H159V60L157 61ZM263 62V61H262ZM23 63V62H22ZM64 63V62H63ZM76 63V62H75ZM88 63V64H89ZM111 63H112V61H111ZM142 63V62H141ZM25 64V63H24ZM35 64V63H34ZM60 64H62V63H60ZM66 64V63H65ZM81 64V63H80ZM87 64V63H86ZM102 64V63H101ZM100 64V65H101ZM161 66H160V65ZM164 64H165V62H164ZM188 64V63H187ZM192 64V63H191ZM7 65V66H6ZM12 65V64H11ZM47 65V64H46ZM48 65H49V63H48ZM50 65H52V63L50 64ZM64 65V64H63ZM63 65H62V68H63V70H64V67L65 66H67V65H65L64 67H63ZM70 65H71V63H70ZM69 65V63H68V66H70ZM73 65V64H72ZM71 65V66H72ZM76 65V64H75ZM78 65V64H77ZM82 65V64H81ZM257 65V64H256ZM5 66L7 67V68H5ZM25 66H26V64H25ZM28 66V65H27ZM33 66V65H32ZM42 66H43V64H42ZM45 66V65H44ZM43 66V68H46V67H44ZM74 66V65H73ZM88 66V65H87ZM87 66H85V67H87ZM111 66V65H110ZM122 66V65H121ZM190 66V65H189ZM30 67V66H29ZM36 68H37V64H36V66H35ZM41 67V66H40ZM39 67V68H40ZM51 67V69H55L54 68V66H53V68H52V66H50ZM84 67V66H83ZM89 67V66H88ZM93 67V66H92ZM123 67V66H122ZM172 67V68H173ZM22 68V67H21ZM20 68V66H19V69H21ZM28 68V67H27ZM58 68H59V66H58ZM66 68V67H65ZM71 68V67H70ZM80 68V67H79ZM90 68V67H89ZM88 68V69H89ZM99 68V67H98ZM97 68V70H95V71H93V72H95V73H92L93 75H95L96 77L97 76H103L104 75V73H107V72H103V73H100V72H102V69H98ZM109 68V67H108ZM17 69V68H16ZM29 69V68H28ZM34 69V68H33ZM42 69V68H41ZM40 69V70H41ZM60 69V68H59ZM58 69V71H60ZM67 69V68H66ZM85 69H87V68H85ZM93 69H95V68H93ZM112 69V68H111ZM115 69H117V68H115ZM158 69V70H157ZM24 70L25 69H23V73H21L22 75L23 74H25L24 73ZM40 70L38 71L39 73H40ZM47 70H48V67L46 68V73H47ZM56 71H57V69H55ZM62 70V69H61ZM67 70H69V67H68V69ZM71 71H69L70 73L73 71L72 69H70ZM77 70V69H76ZM76 70H74V71H76ZM79 70V69H78ZM80 70H81V68H80ZM91 70H92V68H91ZM101 70V71H100ZM109 70V69H108ZM165 70V69H164ZM36 71V70H35ZM41 71H44L43 73H45V70H41ZM54 71V70H53ZM55 71V72H56ZM73 71V72H74ZM86 71V70H85ZM111 71V70H110ZM113 71V70H112ZM119 71V70H118ZM142 71V72H143ZM155 71V70H154ZM193 71V70H192ZM191 71V72H192ZM264 71V70H263ZM28 75H32L33 73H34V71L30 68L29 70H27V71H25ZM33 72V73H32ZM49 72H50V69H49ZM61 72V71H60ZM89 72V71H88ZM99 72V73H98ZM115 72H117V71H115ZM124 72V71H123ZM153 72V71H152ZM194 72V71H193ZM192 72V73H193ZM37 73V72H36ZM35 73V74H36ZM38 73V74H39ZM42 74V77H39L44 83H42L43 85L45 84V82H46V84H48V83H50V82H48V81H50V79L52 80V78H51V76H50V74L48 73V74ZM62 73V72H61ZM64 73V72H63ZM68 73V72H67ZM69 73V74H70ZM75 73V72H74ZM86 73V72H85ZM109 73V72H108ZM111 73V72H110ZM113 73H114V71H113ZM134 73V72H133ZM132 73V74H133ZM151 73V72H150ZM228 73V72H227ZM238 73V72H237ZM66 74V73H65ZM80 74H82L81 76H83V74L84 73H80ZM91 74V73H90ZM89 74V75H90ZM117 74V73H116ZM121 74V73H120ZM175 74H179L178 76H182V77H184V79L182 80V79H180V80H177L178 78H176V76H175ZM232 74V76H234L233 75V73H231ZM20 76L21 78H23L24 76ZM34 75V74H33ZM40 75V74H39ZM60 75V74H59ZM58 75V76H59ZM61 75H63V74H61ZM109 75H111V74H109ZM113 75V74H112ZM112 75H111V77H112ZM124 75H126V74H124ZM123 75V76H124ZM134 75V74H133ZM191 75V74H190ZM246 75V74H245ZM244 75V76H245ZM262 75H263V73H262ZM26 76V75H25ZM36 76V75H35ZM54 76V75H53ZM52 76V77H53ZM77 76V75H76ZM78 76H79V74H78ZM77 76V77H78ZM84 76H86V75H84ZM84 76L82 77L83 79H85L84 78ZM106 76H107V74H106ZM106 76H103V77H106ZM114 76V75H113ZM127 76V75H126ZM191 76H193V75H191ZM231 76V75H230ZM229 76V77H230ZM251 76V75H250ZM55 77L57 78V76L55 75ZM66 77H67V74H66ZM93 77V76H92ZM121 77V76H120ZM242 77V76H241ZM240 77V78H241ZM38 78V77H37ZM63 78V77H62ZM73 78V77H72ZM124 78V77H123ZM205 78V77H204ZM225 78V77H224ZM224 78H222V80H219V81H217V87L218 86H220L221 84H224L225 82V79ZM234 78V77H233ZM251 78H253V76L252 77H250V79ZM260 77L258 78V79H261ZM20 79V78H19ZM18 79V77H17V80H19ZM28 79V78H27ZM39 79V80H40ZM55 79V78H54ZM93 79V78H92ZM102 79V78H101ZM128 79V78H127ZM130 79V78H129ZM177 81H176V80ZM206 79H208V78H206ZM205 79V80H206ZM255 79V78H254ZM12 80H14V81H12ZM37 80V79H36ZM69 80V79H68ZM77 80V79H76ZM78 80H79V77H78ZM82 80V79H81ZM86 81L88 80V79H85ZM100 80V79H99ZM121 80H122V78H121ZM136 80V79H135ZM205 80H204V82H205ZM230 80V78H228V81ZM20 81H22L21 79H20ZM24 81V80H23ZM22 81V82H23ZM56 82H58L59 81V79L57 78L56 80H55ZM54 81V82H55ZM67 81V80H66ZM80 81V80H79ZM85 81V82H86ZM90 81V80H89ZM109 82V84L111 83H113V84H115L113 87H114V89L113 90H111L112 92L114 91V90H117L118 89V86H120L121 87V85L122 84H120V83H122L119 79H115V77L112 79H110V78H108L107 77V79H105V82ZM227 81V80H226ZM232 81V80H231ZM238 81V80H237ZM14 82V83H13ZM27 82V81H26ZM48 82V83H47ZM62 82H64V81H62ZM61 82V83H62ZM74 82V81H73ZM84 82V83H85ZM88 82V81H87ZM86 82V84L88 85V83ZM207 82H208V80H207ZM234 82V81H233ZM40 83V82H39ZM59 83H60V81H59ZM79 83H82V82H78V84ZM83 83V84H84ZM100 83H101V80H100ZM161 83V84H162ZM192 83V82H191ZM196 83V82H195ZM41 84V83H40ZM125 84V83H124ZM123 84V85H124ZM157 84V85H158ZM201 84H200V86H201ZM206 84H208V83H206ZM218 84H220V85H218ZM251 84V83H250ZM19 85V84H18ZM42 85V86H43ZM49 85V84H48ZM52 85V84H51ZM57 85V84H56ZM63 85V84H62ZM66 85H67V83H66ZM65 85V86H66ZM126 85V84H125ZM209 85H210V83H209ZM248 85V84H247ZM61 86V85H60ZM64 86V85H63ZM63 86L62 87H60V88H63ZM64 86V88L65 89H67L66 87ZM79 86V85H78ZM137 86V85H136ZM139 86V85H138ZM144 86V85H143ZM148 86L146 85V87L148 88ZM162 86V85H161ZM222 86V85H221ZM223 86H225V84L223 85ZM253 86V85H252ZM20 87H21V84H20ZM39 87V86H38ZM46 87V86H45ZM45 87H44V89H45ZM49 87V86H48ZM52 87H54L53 85H52ZM85 87V86H84ZM87 87V86H86ZM85 87V88H86ZM96 87V86H95ZM123 87V86H122ZM130 87H132L131 85H130ZM142 87V86H141ZM141 87H139V89H141ZM146 87H144L145 89H146ZM169 87H172V86H170L169 85ZM22 88V87H21ZM41 88H43V87H41ZM40 88V89H41ZM57 88V87H56ZM55 88V89H56ZM73 88V87H72ZM75 88V87H74ZM77 88V87H76ZM88 88V87H87ZM112 88V87H111ZM135 88V87H134ZM134 88H133V90H134ZM160 89V86H157V87H152V89L153 90H157V89ZM167 87H166V84H165V87L164 86H162L161 87V89L163 90V89H165L166 91H167V89H166ZM191 88H192V86H191ZM194 88V87H193ZM222 88V87H221ZM248 87H246V89H247ZM20 89V88H19ZM23 89H26V88H24L23 87ZM51 89V88H50ZM53 89V88H52ZM51 89V90H52ZM81 89V88H80ZM138 89V88H137ZM169 89H171V88H169ZM218 89V88H217ZM226 89V88H225ZM234 89H236V88H234ZM240 89V88H239ZM21 90V89H20ZM54 90V89H53ZM63 90V89H62ZM76 91H77V89H75ZM129 90V89H128ZM132 90V89H131ZM136 90V89H135ZM149 90V89H148ZM186 90V91H185ZM228 89H226V91H227ZM237 90V89H236ZM241 90V89H240ZM243 90V89H242ZM250 90V89H249ZM27 92V89L26 90H24V93H25V95H26V92ZM47 91V90H46ZM55 91V90H54ZM67 91V90H66ZM80 91V90H79ZM146 91V90H145ZM152 90L150 89V92H151ZM223 91V90H222ZM239 91V90H238ZM59 92V91H58ZM57 92V93H58ZM69 92V91H68ZM74 92V91H73ZM118 92V91H117ZM116 92V93H117ZM123 92H125V91H123ZM129 92V91H128ZM133 92V91H132ZM136 92H138L137 90H136ZM224 92V91H223ZM0 93H2V92H0ZM4 93V94H5ZM23 93V92H22ZM49 93V92H48ZM83 93V92H82ZM82 93H80V95L82 94ZM109 93H111V92H109ZM142 93V92H141ZM147 93V92H146ZM149 93V92H148ZM157 94H158V92H156ZM165 93H167V92H165ZM171 92H169V94H170ZM230 93V92H229ZM240 93H242V92H240ZM3 94V93H2ZM6 94H5V96H6ZM13 94V95H14ZM53 94H56V93H54L53 92ZM60 95L58 96V95H56L57 97H56V99H57V103H58V105L60 106H65L66 107V109H65V111H62V110H59V112L57 111V109H59L58 108V106L56 105L57 103H55V105H56V107H57V109L54 111L55 112V117L53 118L52 117V115H51V117H49V118H53L52 119V121L51 122H49V123H44L43 121H41L40 123H41V125H42V127H43V129H45V130H47L49 133H51V134H53V135H55L57 138H60L61 139V141H59V140H57V144H58V142H61V143H63L64 145H65V147L67 146V141H72L77 135H79V134H85V133H88L89 134V132H86L85 131V127H83L84 129H82V128H80L81 127V125H82V123L83 122H85V120H95L96 121V123L98 124V127H100V125H103V126H101V129H99V130H97V132L92 136L93 138V141H92V143H90L91 145H98V144H100V143H103L104 141H106L107 140V138L111 135H114V134H112L111 133V130H112V124H113V118L111 119V114H109V115H111V116H109V115H107L106 114V116H104V114L103 113H101V111H97V108L95 109L94 107H92V103H90L91 105H90V107L89 108H87V110L85 111V113L84 114H82L81 112L79 113V112H76L74 109L78 106V105H81L82 104V102H86V101H89L90 99H93L95 96L94 95H91L90 93V95L91 96H89L88 95V97L86 96V97H83L82 98V100H80L79 99V97L76 99V97H75V95L74 94H72V95H74L73 97H75V99L76 100H74L73 98H72V96L70 95V94H66V93H63V94H61V92L59 93ZM115 94V93H114ZM119 94V93H118ZM129 94L130 93H128V95L127 94H125V95H111V96H109L108 98H106V99H109V101L111 102V103H115V102H117L118 103V101H119V103H123V102H125L124 104V106H126V108H124L125 110H127L128 108L127 107H129V108H132V110L134 109V110H138L139 111V108H141V107H138V106H136V104L133 102H131V96H129ZM161 94H163L162 92H161ZM52 95V94H51ZM79 95V94H78ZM87 95V94H86ZM109 95V94H108ZM149 96L151 95V94H148ZM159 95V94H158ZM219 95V94H218ZM45 96H47V95H45ZM50 96V95H49ZM54 96V95H53ZM94 96V97H93ZM98 96V95H97ZM132 96L134 97V95H133V93H132ZM136 96H137V94H136ZM139 96V95H138ZM148 96V97H149ZM191 96H192V98H191ZM220 96V95H219ZM222 96V95H221ZM238 96V95H237ZM241 96H243L244 97V95H241ZM8 97V96H7ZM93 97V98H92ZM132 97V98H133ZM201 97H202V99H201ZM260 97H261V100H258V103H252V99H256V98H258V99H260ZM6 98V97H5ZM9 98V97H8ZM16 98V97H15ZM53 98H55V97H53ZM95 98H97V97H95ZM101 98V97H100ZM99 98V99H100ZM135 98V97H134ZM143 98V97H142ZM161 98H162V96H161ZM164 98V97H163ZM166 98V97H165ZM168 98V97H167ZM179 98V97H178ZM222 98V97H221ZM235 98V97H234ZM50 99V98H49ZM79 99V100H78ZM98 99V98H97ZM97 99H93L92 101L96 104L97 103ZM103 99V98H102ZM136 99V98H135ZM145 99H146V97H145ZM149 99V98H148ZM153 99V98H152ZM151 99V100H152ZM214 99V98H213ZM5 101L7 100V99H4ZM95 100H97L96 102H95ZM139 100V99H138ZM158 100H159V97H158ZM160 100H163V99H160ZM167 100V99H166ZM169 100V99H168ZM168 100H167V102H168ZM219 99H217L216 101H218ZM225 100V99H224ZM224 100H221V101H223L224 102ZM233 100V99H232ZM253 100V102H255ZM25 101V100H24ZM50 101V100H49ZM48 101V102H49ZM100 101V100H99ZM115 101V102H114ZM148 101V100H147ZM171 101V100H170ZM215 101V102H216ZM226 101V100H225ZM234 101V100H233ZM237 101V100H236ZM4 102V101H3ZM19 102H20V100H19ZM56 102V101H55ZM109 102V103H110ZM142 102V101H141ZM151 102V101H150ZM153 102V101H152ZM151 102V103H152ZM162 102V101H161ZM172 102V101H171ZM198 102V103H197ZM259 102H262V103H259ZM101 103V102H100ZM99 103V104H100ZM139 103V102H138ZM145 103H147V102H145ZM218 103V102H217ZM226 103V102H225ZM224 103V104H225ZM102 104V103H101ZM107 104V103H106ZM142 104H144V100H143V103ZM164 104V103H163ZM219 104V103H218ZM227 104V103H226ZM235 104H237V103H235ZM234 104V105H235ZM244 104H246V105H244ZM259 104H261V105H259ZM16 105H18V104H16ZM145 105V104H144ZM144 105H142V108H143V106ZM147 105V104H146ZM150 105V104H149ZM160 105V104H159ZM184 105V104H183ZM183 105H182V107H183ZM222 105V104H221ZM238 105L240 106V104H239V102H238ZM12 106H13V104H12ZM15 106V105H14ZM22 106V105H21ZM52 106H54V105H52ZM139 106H141V105H139ZM148 106V105H147ZM242 106V105H241ZM82 107V106H81ZM164 107V106H163ZM162 107V108H163ZM170 107V106H169ZM168 107V108H169ZM178 107H179V105H178ZM195 107V108H194ZM213 107V108H212ZM4 108H5V106H4ZM52 108V107H51ZM142 108H141V110H142ZM154 108V107H153ZM161 108V107H160ZM160 108H159V111H160ZM181 108V107H180ZM179 108V109H180ZM217 108V107H216ZM222 108V107H221ZM232 108H234V109H232ZM13 109V108H12ZM99 109V108H98ZM175 109V108H174ZM182 109V110H183ZM18 110H20V109H18ZM23 110V109H22ZM123 110V109H122ZM131 110V111H132ZM154 110H155V108H154ZM152 111V114H153V116H156L155 117V119L154 120H157L158 121V119H160V118H158L159 116H161L162 114H161V112L160 113H158V112H156V111ZM167 110V109H166ZM169 110V109H168ZM181 110V109H180ZM181 110V111H182ZM212 110V111H211ZM6 111V110H5ZM10 111V110H9ZM21 111V110H20ZM61 111V112H60ZM137 111V112H138ZM142 111H144V110H142ZM146 111V110H145ZM144 111V112H145ZM150 111V110H149ZM171 111V110H170ZM11 112V111H10ZM54 112H52V113H54ZM135 112V111H134ZM165 112V111H164ZM169 112V111H168ZM172 112V111H171ZM174 112V111H173ZM200 112H201V110H200ZM203 112H205V110L203 111ZM206 112L204 113V116H205V114H206ZM1 113V112H0ZM151 113V112H150ZM195 113H196V115H195ZM202 113V112H201ZM4 114H6V113H4ZM143 114V113H142ZM161 114V115H160ZM164 114V113H163ZM166 115L168 114V116H169V118L167 117V118H165V123L167 122L166 120H169V122L167 123V124H169V123H172V122H174V123H180V125H183V126H191V125H196L197 123H194V122H192V120L191 119H193L192 118V116H188L189 115V113H188V115L186 114V115H183V116H176V115H172V114H174V113H165ZM170 114V115H169ZM7 115V114H6ZM12 115V114H11ZM49 116H50V114H48ZM165 115V116H166ZM210 115H212V114H210ZM46 116V115H45ZM208 116H206V117H208ZM46 117H48V116H46ZM115 117V116H114ZM151 117V116H150ZM67 118L69 119V120H67ZM158 118V119H157ZM162 118H164L163 116H162ZM147 119V118H146ZM152 119V118H151ZM46 120V119H45ZM153 120V119H152ZM162 120V119H161ZM164 120V119H163ZM171 121V122H170ZM203 121H204V119H199V121H197L198 122V124L201 122L202 124H203ZM48 122V121H47ZM64 122V123H63ZM152 122V121H151ZM154 122V121H153ZM156 122V121H155ZM96 123H95V125H96ZM205 123H207V122H205ZM205 123H204V125H205ZM220 123V124H219ZM156 124V123H155ZM160 124V123H159ZM173 124V123H172ZM197 124V125H198ZM116 125V124H115ZM118 125V124H117ZM157 125H158V123H157ZM200 125V124H199ZM198 125V126H199ZM214 125H212V126H214ZM127 126V125H126ZM125 126V127H126ZM162 126V125H161ZM172 126V125H171ZM170 126V127H171ZM234 126H238V127H236V128H234ZM96 127V126H95ZM94 127V128H95ZM158 127V126H157ZM160 127V126H159ZM165 127V126H164ZM199 127H201V126H199ZM198 127V128H199ZM155 128V127H154ZM166 128V127H165ZM165 128H164V132H165ZM173 128V127H172ZM172 128H170V130L172 129ZM176 128V127H175ZM179 128V127H178ZM209 128V127H208ZM213 128V127H212ZM114 129V131L116 130L115 128H113ZM121 129V128H120ZM126 129V128H125ZM168 129V128H167ZM122 130V129H121ZM160 130H162V128L160 129ZM159 130V131H160ZM169 130V131H170ZM181 129L179 128V133L178 134H185V133H187L188 134V129L187 130H184V131H180ZM191 130H193V129H191ZM46 131V132H47ZM93 131V130H92ZM96 131V130H95ZM116 131H118V130H116ZM169 131H166V132H169ZM174 134H176L175 133V130L174 129H172L171 130ZM189 131H190V129H189ZM202 131V130H201ZM156 132L158 133V131L156 130ZM163 131H162V134L164 133ZM178 132V131H177ZM193 132V131H192ZM191 132V133H192ZM2 133H4L3 131H2ZM156 133V134H157ZM171 133V132H170ZM170 133H169V135H165V136H162V137H159V135H158V137H157V139L156 140H154V141H151V142H149V143H147L145 146H144V150L145 151H150V150H152V149H154V148H157V147H162V146H164V144H166V142H167V140H168V136H172V135H170ZM195 133V132H194ZM90 134H92V132L90 133ZM122 134H123V131H122ZM168 134V133H167ZM178 134H176V135H178ZM197 134V133H196ZM18 135V134H17ZM98 136V137H96V136ZM164 135V134H163ZM176 135H174V137L176 136ZM182 135V136H183ZM8 136V135H7ZM154 136V135H153ZM186 136V135H185ZM191 136V135H190ZM3 137H4V135H3ZM10 137V136H9ZM15 137V136H14ZM21 138H23V136H20ZM19 137V138H20ZM184 137V136H183ZM193 137V136H192ZM1 138V137H0ZM13 138V137H12ZM18 138V139H19ZM26 138V137H25ZM110 138V137H109ZM112 138V137H111ZM151 138H153V137H151ZM180 138V137H179ZM189 138V137H188ZM191 138V137H190ZM14 139V138H13ZM13 139H12V141H13ZM17 138H15L14 140H16ZM31 139V138H30ZM29 139V140H30ZM186 139V138H185ZM25 140V139H24ZM173 140V142L175 143V141L176 140H174V138L172 139ZM26 141V140H25ZM38 141V140H37ZM150 141V140H149ZM191 141V142H190ZM14 142V141H13ZM12 142V143H13ZM31 142V141H30ZM36 142V141H35ZM177 142H178V144H179V141L177 140ZM176 142V143H177ZM15 143V142H14ZM20 144H22L21 143V141L19 142ZM18 143V144H19ZM29 143V142H28ZM38 143V142H37ZM55 143H56V140H55ZM107 143V142H106ZM169 145H171L172 144V142H170V140H169ZM176 143H175V145H176ZM30 144V143H29ZM29 144H27L28 145V147H31V146H33V145H30L29 146ZM31 144H33V142L31 143ZM35 144V143H34ZM62 144V145H63ZM109 144V143H108ZM15 145V144H14ZM17 145V144H16ZM26 144H25V146H27ZM37 145V144H36ZM40 145H41V143H40ZM44 145V144H43ZM60 145V144H59ZM180 145V144H179ZM23 146V145H22ZM39 146V145H38ZM57 146V145H56ZM130 146V145H129ZM166 146H168V144L166 145ZM171 146H173V145H171ZM15 147H19V146H15ZM14 147V148H15ZM28 147H22L23 148V150H25V149H28ZM35 145L33 146V147H31L32 149V151H33V148H34V150H35ZM41 147V146H40ZM40 147H39V149H40ZM59 147V146H58ZM165 147V146H164ZM38 148V147H37ZM44 148V149H43ZM42 149L43 150H41V151H39V149L38 150H35L36 152H33L32 153V151H31V154H33V157H31V159H29V163H27L28 164V167L30 166L31 167V172H30V174H31V177H28L27 178V170H26V172H25V169L23 170V172H25V173H23L22 172V174H20V173H18V174H20V176L21 175H23V174H25L26 175V178H25V175L23 176V178H25L22 182H17V181H15L16 182V185L14 184V185H12V183H11V185L12 186H15V188H13V190H12V188L10 187V185H7L9 188H11V189H6L5 187H4V189H6V190H4L3 189V191L0 193V225H2L3 226V228H2V226H0L1 227V231H0V264H40V263H35V261H37V259L34 257L33 258V256L34 255H30L29 254V256H28V254H26L27 255V257L24 255V254H22V255H24L26 258H24V257H22L21 256V258H19L18 256H17V253H22V252H25L28 248H29V245L31 244L30 242H32V240L34 239H32V237H33V233H29V229H33V228H31L32 227V225H36V223H38V222H43V221H45V223H46V220L47 219H49L50 220V222H51V220H57L58 218H63V216H64V218H63V221L65 222V223H63L62 222V224H59V223H61V221H62V219H60L59 221L57 220V221H55L54 223H56V222H59L58 224V226H52L53 228H51V229H53V230H51L49 227H50V225H48L49 227H47V228H49L50 229V231H51V233H52V235L53 236H50V234L49 233H47V230H49V229H43V230H39V231H37V230H35V233L38 235V237H39V239L38 240H40L39 242H40V246H37V249L35 248V250L37 251H34V252H36L37 254H35L36 256L39 254V256H40V254L42 255L41 256V258H43L44 259V261H45V263H47V264H53L52 263V261L54 260V259H57V257H58V255H59V253H61L60 252V250L61 249H63V247L61 246V245H63L64 244V242H65V240H67V238H68V236L69 237H72V241H74L78 236L77 235H80L81 236V232L80 233H78V231H76V230H74V228H78V224H80L81 223V221L78 223L77 221L75 222V220H74V222H73V217H71V224H66V223H69V222H67L68 221V218H67V220H66V217H65V214L64 213H62V212H65L66 210V205H64L65 207H64V210L65 211H62L63 210V205L61 206V207H58L57 209H56V207H55V209L52 211V212H48L49 214H47L46 215V213H44L45 212V210H42V211H44V212H42L41 211V209H39L40 208V206H36V204L35 203H37L38 205L40 204L39 202L40 201H45V202H47L46 201V199L47 198H52L54 195H58L56 192H58V190H59V186H58V188L56 187V188H54V189H48V190H45V189H40V190H38V180H37V178L38 177H41L40 176V169H38V162H39V164H40V162H42V161H46L48 158L49 159H51V160H54L56 157H59L58 155V151L60 150V148H56L55 147V145H54V147L52 146V145H45V147H43ZM127 148H129L128 146H127ZM168 148V149H167ZM219 148V149H218ZM13 149V148H12ZM15 149H17V148H15ZM14 149V152L13 151H11V149H10V151H11V153L13 152V155H14V153L15 152H17L16 150ZM59 149V150H58ZM136 149V148H135ZM141 149V148H140ZM19 150V149H18ZM22 150V149H21ZM131 150V149H130ZM157 150V149H156ZM168 150V151H167ZM20 151V150H19ZM18 151V152H19ZM114 151V150H113ZM117 151V150H116ZM124 151V150H123ZM127 151H129V149L127 150ZM126 151V153H128ZM141 151H143V150H141ZM163 151V150H162ZM21 152V151H20ZM25 152V151H24ZM23 152V153H24ZM28 152H30V151H28ZM39 152H41V153H39ZM100 152H102V154H104L103 152L104 151H100ZM99 152V153H100ZM107 152H108V150H107ZM137 152V151H136ZM136 152H134L133 151V153H136ZM144 152V151H143ZM165 152V151H164ZM139 153V152H138ZM211 153V154H212ZM21 154V153H20ZM25 154H27L26 152H25ZM30 154V153H29ZM40 154V155H39ZM101 154V153H100ZM121 154H122V152H121ZM146 154H148V155H146ZM145 155L146 156H149V158H150V154H149V152L148 153H146ZM156 154H158V153H156ZM210 154V155H211ZM213 154V155H214ZM226 154V153H225ZM12 155V156H13ZM18 155H19V153H18ZM24 155V154H23ZM85 155V154H84ZM98 155V154H97ZM105 155H106V153H105ZM104 155V157H106ZM136 155H139V154H136ZM143 155V154H142ZM2 156L4 157V155L2 154L1 155V158H2ZM5 156H7V155H5ZM10 156V155H9ZM16 156H17V154H16ZM21 157H22V154L20 155ZM30 156V155H29ZM66 156V155H65ZM100 156V155H99ZM108 156V155H107ZM222 156H224V155H222ZM11 157V156H10ZM15 157V156H14ZM13 157V158H14ZM18 157V156H17ZM21 157H19L20 159H21ZM24 157V156H23ZM85 157V156H84ZM83 157V158H84ZM91 157H93L92 155H91ZM91 157H89V155L88 156H86V158H84L85 160H83L84 162L86 161L87 163H91V160H92V158ZM98 157V156H97ZM9 158V157H8ZM12 158V159H13ZM18 158V159H19ZM30 158V157H29ZM82 158V159H83ZM94 159H95V157H93ZM100 158V157H99ZM122 158V157H121ZM140 158V157H139ZM144 158H146V157H144ZM3 159V158H2ZM5 160H6V158H4ZM27 159V158H26ZM25 159V160H26ZM91 159V160H90ZM94 159H93V161H94ZM101 159V158H100ZM209 159V160H208ZM255 159V158H254ZM259 159V158H258ZM264 159V158H263ZM9 160V159H8ZM7 160V161H8ZM97 160V161H96ZM96 160H95V162H98L99 160L96 158ZM106 160V159H105ZM108 160H109V158H108ZM125 160H127V159H125ZM125 160H124V162H125ZM145 160V159H144ZM240 160V161H241ZM257 160V159H256ZM10 161V160H9ZM11 161H14V160H11ZM16 161V160H15ZM18 162H19V160H17ZM16 161V163L17 164H19L18 162ZM21 161H22V159H21ZM148 160H146V162H147ZM150 161V160H149ZM148 161V162H149ZM214 161H216V160H214ZM223 161V160H222ZM0 162H1V160H0ZM2 162H4V160L2 161ZM47 162V161H46ZM83 162V163H84ZM104 162V161H103ZM106 162V161H105ZM122 162V161H121ZM142 163H143V161H141ZM140 162V163H141ZM146 162L144 163V165L146 164ZM217 162V161H216ZM235 162V161H234ZM243 162V161H242ZM8 163V162H7ZM7 163H5L6 165H7ZM23 163H25L26 164V162H24L23 161ZM82 163V164H83ZM100 163V161L98 162V164ZM125 163H127V162H125ZM13 164V163H12ZM25 164H23V165H25ZM27 164H26V166H27ZM93 164H94V162H93ZM97 164V165H98ZM110 164V163H109ZM238 164V163H237ZM1 165H4V163H2ZM23 165H22V167H23ZM94 165H96V164H94ZM141 165V164H140ZM143 165V166H144ZM161 165H164V167L163 166H161ZM233 165V164H232ZM235 165V164H234ZM240 165V164H239ZM246 165V164H245ZM5 166V165H4ZM4 166H0V167H4ZM8 166H9V163H8ZM8 166H6L5 168H7ZM14 166V165H13ZM18 166V165H17ZM20 166V165H19ZM18 166V168H19V170L21 169V171H22V167L20 168ZM80 166V165H79ZM99 166H100V164H99ZM98 166V167H99ZM102 166V165H101ZM108 166V165H107ZM10 167H11V165H10ZM25 167V166H24ZM77 167V166H76ZM231 167V166H230ZM245 167H247V166H245ZM45 168V167H44ZM71 168V167H70ZM83 168H85V167H83ZM108 168V167H107ZM120 168H123V167H120ZM144 168H146V167H144ZM241 168V167H240ZM251 168V167H250ZM28 169V168H27ZM46 169V168H45ZM110 169H111V167H110ZM118 169V168H117ZM199 169V168H198ZM226 169V168H225ZM253 169V168H252ZM7 171V173H9L10 171L8 170V169H6ZM12 170V169H11ZM18 169H17V171H19ZM75 170V169H74ZM73 170V168H72V171H74ZM77 170V169H76ZM75 170V171H76ZM81 170V169H80ZM9 171V172H8ZM16 171V172H17ZM29 171H30V168H29ZM150 171V170H149ZM198 171V170H197ZM2 172H5L4 170L2 171V168H1V174H2ZM15 172V171H14ZM148 172V171H147ZM81 173V172H80ZM136 173H138V172H136ZM136 173H135V175H136ZM176 173H179V174H181V173H184V176L185 177H183V176H181V175H178L177 177H180L181 176V178L182 179H180L181 181V183L179 184L178 182H176V181H174V180H172V178L174 177V175L176 174ZM237 173V172H236ZM4 174V173H3ZM17 174V173H16ZM16 174H15V176H13V174L10 172V174H6L5 173V175H2V176H4L5 178H7V177H14V180H16L17 178H15L16 177ZM29 174V173H28ZM73 174V173H72ZM76 174V173H75ZM141 174V173H140ZM140 174H137L139 177H140ZM149 174H150V172H149ZM200 174V173H199ZM242 174V173H241ZM74 175V174H73ZM87 175H89L88 173H87ZM86 175V176H87ZM90 175H92V174H90ZM136 175V176H137ZM142 175H144V174H142ZM201 175V177H202V175L203 174H200ZM220 175V174H219ZM30 176V175H29ZM85 176V175H84ZM95 176V175H94ZM131 176V175H130ZM204 176L205 175H203V177L202 178H204ZM240 176V175H239ZM1 177V176H0ZM19 177V176H18ZM22 177V176H21ZM145 177H148L149 178V176H148V174L147 175H145L143 178H145ZM170 177H171V179H170ZM200 177V178H201ZM241 177V176H240ZM243 177V176H242ZM5 178H3L2 177V182H3V179L5 180ZM45 178V176L43 175V177H42V179H41V182H42V180ZM79 178V177H78ZM86 178V177H85ZM96 178V177H95ZM130 178V177H129ZM199 178V177H198ZM200 178L199 179H196V182L194 181V183H202L203 184V179H202V182H201V180H200ZM221 178V177H220ZM227 178V177H226ZM243 178H245V177H243ZM242 178V179H243ZM83 179V178H82ZM88 179V178H87ZM92 179V178H91ZM135 179H137V180H139L138 179V177L137 178H131V181H134ZM173 179H176L175 177L173 178ZM195 179V178H194ZM212 179H213V177H212ZM225 179V178H224ZM229 179H231V181H233L232 180V178H229ZM229 179H225L224 181H221V182H228L229 183ZM240 179V178H239ZM12 180H13V178H12ZM66 180V179H65ZM65 180H63V181H65ZM68 180V179H67ZM69 180H70V182H71V180H73L72 178L70 179L69 178ZM74 180H75V178H74ZM77 180V179H76ZM90 180V179H89ZM129 180V179H128ZM147 179H144V181L145 182H143L142 181V179H141V181H142V183H140V185L141 184H143L142 186H138L137 185V187H141V188H143V187H146V181ZM150 180V179H149ZM149 180H148V183H149ZM152 180V179H151ZM150 180V181H151ZM164 180V179H163ZM163 180H161V181H163ZM177 180H179V179H177ZM208 180V179H207ZM0 181H1V178H0ZM18 181H19V178H18ZM21 181V180H20ZM80 181L82 182V180L80 179ZM131 181H129V182H131ZM141 181H137V183L138 182H141ZM160 181V182H161ZM198 181V182H197ZM206 180H204V182H205ZM211 181V180H210ZM210 181L208 180V182L210 183ZM1 182V183H2ZM6 182H7V180H6ZM41 182H39V183H41ZM68 182V181H67ZM77 182V181H76ZM86 182V181H85ZM92 182V181H91ZM90 182V183H91ZM96 182V181H95ZM100 182H102V181H100ZM108 182V181H107ZM207 182V183H208ZM213 182V181H212ZM69 183V182H68ZM73 183H74V181H73ZM93 183V182H92ZM91 183V184H92ZM98 183V182H97ZM105 183V182H104ZM131 183H133V185L135 184V182H131ZM130 183V184H131ZM136 183V184H137ZM179 184V187L178 188H176L177 186H178V184ZM206 182H205V185L207 184ZM227 183V184H228ZM234 183L237 185V180H235L234 182H230L229 184H233L234 185ZM64 184H65V182H64ZM86 184V183H85ZM135 184V185H136ZM150 184H153V183H150ZM162 184V185H163ZM190 184H192V185H190ZM201 184V185H202ZM218 185L217 186H219V188L218 189H220V191L219 190H215L214 191V189H211L210 187L208 188V189H211L212 191H210V190H206L205 191V193L206 194H208V199L207 200H211L212 201V203H214V206L215 207H217L218 209H217V213H218V216H220L219 214L221 213V214H223V213H225V214H227L228 215V217H229V221H228V223L227 224H229L230 223V221L232 220V219H234V218H237L239 215H238V212H240V211H237V210H240V209H238L237 207L235 208L234 207V203L236 202L237 203V201H236V199H238V198H240V196L238 197V198H235V201H234V196L235 195H233L235 192H233V197L231 196V195H229L228 193L229 192H225L224 190V192H222V186L220 185V182L219 183H217ZM66 185H70V183L69 184H66ZM73 185V189H74V184H72ZM78 185H79V183H78ZM97 185V184H96ZM106 185V184H105ZM107 185H108V183H107ZM132 185V184H131ZM134 185V187L136 188V186ZM173 185H175L174 187H173ZM239 185V184H238ZM68 186H66V187H68ZM71 186V185H70ZM69 186V187H70ZM85 186V185H84ZM149 186V185H148ZM147 186V187H148ZM151 186V185H150ZM160 186V185H159ZM204 186V185H203ZM250 185H248L247 187H249ZM88 187H89V185H88ZM93 187V186H92ZM132 187V186H131ZM215 187H216V185H215ZM233 187V186H232ZM133 188V187H132ZM176 188V189H175ZM203 188V187H202ZM201 188V189H202ZM230 188V187H229ZM229 188H228V190H229ZM234 188H235V186H234ZM62 189V188H61ZM76 189V188H75ZM94 189V188H93ZM163 189L164 190H166L165 188H163L162 187V191H163ZM171 189V190H170ZM85 190V189H84ZM160 190V189H159ZM233 190V189H232ZM61 191V190H60ZM81 191V190H80ZM158 191V190H157ZM197 191H199V190H197ZM236 191V190H235ZM93 192V191H92ZM95 192V191H94ZM93 192V193H94ZM161 192V191H160ZM164 192V191H163ZM163 192H161V193H163ZM60 193V192H59ZM91 193V192H90ZM141 193H145V192H141ZM141 193H138L139 195L141 194ZM159 193V192H158ZM164 193H166V192H164ZM164 193H163V195H164ZM231 193V192H230ZM87 194H89V193H87ZM96 194V193H95ZM94 194V195H95ZM137 194V195H138ZM160 194V193H159ZM85 195V194H84ZM97 195V194H96ZM144 195V194H143ZM143 195L141 194L140 196H142L143 197ZM162 195V196H163ZM166 195V194H165ZM198 194H196V196H194L195 198L196 197H198L197 196ZM91 195L89 194V197H90ZM98 196V195H97ZM100 196V195H99ZM161 196V195H160ZM161 196V197H162ZM236 196H238V195H236ZM82 197H83V195H82ZM85 197V196H84ZM83 197V198H84ZM88 197V196H87ZM89 197L87 198V199H89ZM92 197V196H91ZM120 197V196H119ZM127 198L128 196H124L123 198ZM206 197H207V195H206ZM72 198V197H71ZM81 198V197H80ZM99 198V197H98ZM125 198V199H126ZM92 199V198H91ZM125 199H122L123 200V202L125 201ZM130 199V198H129ZM165 199V200H164ZM68 200V199H67ZM71 200V199H70ZM74 200V199H73ZM95 200V199H94ZM93 200V201H94ZM65 202H66V199L64 200ZM69 201V200H68ZM80 201V200H79ZM91 201V200H90ZM135 201V200H134ZM137 201H139V200H137ZM140 201H142V200H140ZM240 201H241V199H240ZM240 201H238L239 203L238 204H240ZM42 202H41V204H42ZM44 202V203H45ZM74 202H75V200H74ZM78 202V201H77ZM87 201H85V203H86ZM92 202V201H91ZM119 203L120 201H116V203ZM128 202V201H127ZM147 202V203H148ZM243 202V201H242ZM90 203V202H89ZM95 203V202H94ZM126 203V202H125ZM125 203H123V205H125ZM132 203V202H131ZM134 203V202H133ZM132 203V204H133ZM140 203V202H139ZM165 203V204H164ZM34 204H35V206H34ZM40 204V205H41ZM74 204V203H73ZM76 204V203H75ZM115 204V203H114ZM119 204H122L121 202L119 203ZM144 204V203H143ZM150 204V205H151ZM237 204V205H238ZM67 205H68V203H67ZM116 205V204H115ZM114 205V206H115ZM118 205V204H117ZM122 205V206H123ZM199 205H200V203H199ZM236 205V204H235ZM60 206V205H59ZM70 206V205H69ZM91 206V205H90ZM93 206H95L94 204H93ZM113 206V205H112ZM233 206V207H232ZM45 207V206H44ZM43 207V208H44ZM117 207V206H116ZM120 207V206H119ZM198 207V206H197ZM239 207H240V205H239ZM244 207V206H243ZM42 208V209H43ZM61 208V209H60ZM69 208V207H68ZM70 208H72V207H70ZM89 208V207H88ZM94 208V207H93ZM121 208V207H120ZM120 208H118V209H120ZM45 209V208H44ZM110 209V208H109ZM108 209V210H109ZM112 209H113V207H112ZM117 208H116V211L118 210ZM170 209V210H171ZM241 209H242V207H241ZM72 210H74V209H72ZM175 210V211H176ZM243 210V212H244V209H242ZM111 211V209L108 211V212H110ZM172 211H174V210H172ZM171 211V212H172ZM47 212V211H46ZM68 212H70V210L68 211ZM74 213H76L75 211H73ZM94 212V211H93ZM112 212H114V210L112 211ZM111 212V213H112ZM216 212V211H215ZM73 213V214H74ZM214 213V212H213ZM241 213V212H240ZM239 213V214H240ZM61 214H63V216H61ZM72 214V213H71ZM72 214V215H73ZM81 214V213H80ZM110 214V213H109ZM67 215V214H66ZM68 215H70V214H68ZM75 215V214H74ZM76 218L75 219H77V217H78V214L76 213ZM101 215H102V213H101ZM182 215V214H181ZM227 215L224 217V218H228L227 217ZM18 216H20L19 218H18ZM96 216H99V217H102V219H103V217L105 218V216H100V214L99 215H96ZM108 216V215H107ZM144 216H142V218H141V220L143 219L144 220ZM176 216V215H175ZM174 215H172V213H171V216H170V212H169V217H171V219H177V220H181L182 218L184 219V217L186 218V216H178L177 218L175 217ZM190 216H192V215H190ZM216 216V215H215ZM240 216H242V214L240 215ZM81 217V216H80ZM80 217H79V219H80ZM98 217V218H99ZM150 218H152L153 219V217H150ZM217 218V217H216ZM221 218H222V215H221ZM19 219V220H18ZM66 221H65V220ZM85 219H86V221H87V223H90V221H89V219H87L86 217H85ZM84 219V220H85ZM100 220H101V218H99ZM165 219V218H164ZM166 219L168 220V217H166ZM165 219V220H166ZM170 219V221H172ZM182 219V220H183ZM187 219H191V217L190 218H187ZM199 222H202V221H204V222H206L205 221V219H203V218H200V217H198V218H196ZM218 219H220V218H218ZM231 219V220H230ZM48 220V221H49ZM70 220V219H69ZM84 220H83V222H84ZM90 220H92V218H90ZM142 220V221H143ZM173 220V221H174ZM196 220V221H197ZM221 220L222 219H220V222H221ZM235 220V219H234ZM6 221V222H5ZM15 221H18V222H15ZM20 221V222H19ZM79 221V220H78ZM94 221H96L95 220V218H94ZM140 221V220H139ZM153 221V220H152ZM176 221V220H175ZM226 221V220H225ZM233 221V220H232ZM3 222V223H2ZM40 222V223H41ZM73 222V223H72ZM93 222V221H92ZM137 222V221H136ZM141 222V221H140ZM166 222V221H165ZM176 222H179V221H176ZM30 223V225H28V224ZM139 223V222H138ZM142 223V222H141ZM144 223V222H143ZM142 223V224H143ZM168 223V222H167ZM175 223V222H174ZM223 222H221V224H222ZM225 223V222H224ZM64 224V225H63ZM202 224V223H201ZM54 225V224H53ZM133 225H135V224H133ZM136 225H141L140 223L139 224H136ZM135 225V226H136ZM37 226V225H36ZM39 227H41L40 225H38ZM35 227V226H34ZM79 227H80V225H79ZM138 226H136V228H137ZM143 226H140V228H138L137 230H139V229H145L144 227L142 228ZM134 228V227H133ZM3 229V230H2ZM78 230H79V228H78ZM129 231H131V229H129V230H127V233L129 232ZM140 231V230H139ZM155 231V230H154ZM126 232V231H125ZM124 232V233H125ZM158 232H160V231H158ZM135 233V232H134ZM154 233H156V232H154ZM161 234V233H160ZM163 234H166V233H163ZM163 234H161L160 236H162ZM35 235V234H34ZM49 235V238H47L46 236H48ZM158 235V234H157ZM79 236V237H80ZM155 236V235H154ZM159 236V235H158ZM45 237L47 238V240H45ZM51 237V238H50ZM78 237V238H79ZM155 238V237H154ZM50 239H53V241L54 242H56V244H53V243H51V241H50ZM74 239V240H73ZM80 239V238H79ZM229 239V243H231L230 242V238H228ZM81 240V239H80ZM79 240V241H80ZM227 240V239H226ZM225 240V241H226ZM37 242V239L36 240H33V242ZM75 241H77L78 242V240H75ZM32 242V243H33ZM39 242H38V244L37 243H35V244H37V245H39ZM156 242H160V241H156ZM155 242V243H156ZM28 243H30L29 245H27ZM79 243V242H78ZM78 243H76V244H78ZM154 244V243H153ZM151 245L150 247H154V245ZM160 244V243H159ZM158 244V245H159ZM226 244H228V243H226ZM65 245H67V244H65ZM65 245H64V247H65ZM73 245H75V243H73ZM155 245H157V244H155ZM228 246H229V244H228ZM228 246H227V248H228ZM77 247V246H76ZM232 247V246H231ZM78 248V247H77ZM76 248V249H77ZM149 248V247H148ZM148 248H146V251L147 250H149ZM34 249V248H33ZM72 250H74V248L72 249ZM79 251L80 250H78V252L77 251H73V255L72 254H70V256L72 255L73 257H71V258H75V260H72V259H70V260H72V261H75V263L76 264H78L79 263V261H77L76 260V257H77V255H78V253H79ZM27 252V251H26ZM31 253V252H30ZM81 253V252H80ZM155 253V252H154ZM188 253V252H187ZM186 253V255H188ZM230 253V252H229ZM232 253V252H231ZM230 253V254H231ZM31 254H33V253H31ZM156 254V253H155ZM61 255V254H60ZM69 255V254H68ZM184 255V254H183ZM186 255H185V257H186ZM190 255H191V253H190ZM19 256H20V254H19ZM80 256V255H79ZM192 256V255H191ZM228 256V255H227ZM69 257V256H68ZM184 257V256H183ZM182 257V259H184ZM229 257V261H230V259L232 260V258H230L231 256H228ZM38 258V257H37ZM188 258H190V256L188 257ZM225 258V257H224ZM68 259V258H67ZM181 259V258H180ZM192 259H194V258H190L189 259V261L191 260L192 261ZM198 259H200L201 260V258L198 256ZM226 259V258H225ZM69 260V261H70ZM196 260H197V258H196ZM196 260H193L194 261V263L195 264H199L200 263V261L197 263L196 262ZM42 261V260H41ZM71 261V262H72ZM187 261H188V259H187ZM202 261V260H201ZM226 261V260H225ZM224 261V262H225ZM228 261V260H227ZM226 261V262H227ZM71 262H69V263H71ZM78 262V263H77ZM69 263H67V262H65V264H69ZM80 263H81V261H80ZM203 263V262H202ZM201 263V264H202ZM231 264H232V262H230ZM42 264H43V261H42ZM72 264V263H71ZM193 264V263H192Z\"/></svg>","mask_w":264,"mask_h":264}]
</instances>
